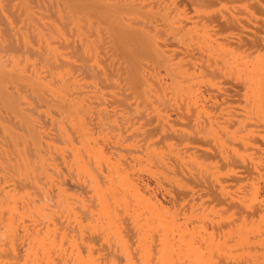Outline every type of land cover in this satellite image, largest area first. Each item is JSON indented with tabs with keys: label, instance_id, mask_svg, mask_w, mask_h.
Returning a JSON list of instances; mask_svg holds the SVG:
<instances>
[{
	"label": "bare ground",
	"instance_id": "1",
	"mask_svg": "<svg viewBox=\"0 0 264 264\" xmlns=\"http://www.w3.org/2000/svg\"><path fill=\"white\" fill-rule=\"evenodd\" d=\"M6 1V0H5ZM9 1H11V0H9ZM13 1V0H12ZM17 2H18V5L16 6V5H14V6H16V7H18V9L19 10H21L22 11V15L25 17V20L26 19H33V14H34V12L32 11L33 10V5L31 6V7H29L30 6V3H29V5L27 6V1H24V0H16ZM32 1V0H31ZM34 1V0H33ZM45 1V3L47 2V5H45V4H43L42 2H44ZM36 0V2L38 3V4H36L37 6H41V8H44L46 11L48 10V8H50V10H51V8H53V10H51V11H49L50 12V14H51V17H52V15H53V17L55 18V20H56V22L59 24V27H60V25L62 26L61 28L63 29V24H67L68 26L70 25V31L73 29H75V31H77L78 33H79V35H75V36H79V39H76V41L77 40H79V43L77 42V43H73V41L75 42V39L73 38L71 41H72V43H71V41H65L66 39H67V36H70V35H65L64 34V32H62V30L58 27V26H56L55 25V27H53L52 29H53V31L50 29V28H48V29H50V31L49 32H47V33H42V31H41V28H39V27H43L44 29H45V27H46V25H45V22H43V21H40V22H42L41 23V25L38 27L37 25V27L35 26V28L33 27V29L35 30L36 28H38V29H36V32H34V30L32 29L31 31L29 30V33L30 34H32V32H33V34L35 33V40H34V43H35V47H37V49H35L34 47V49H35V51H34V54L36 55V56H39V61L37 62L38 64H39V70L37 69H35V68H29L31 65H32V63H29L28 61H27V57L26 58H23V63L22 64H20L21 63V58L23 57H19V55H18V59H16V58H13L14 56H12L13 54H14V52H12L11 53V55H10V58H9V63H4L5 61H6V59H4L3 60V57L4 56H2V59L0 58V105H1V107L2 106H4V109L5 108H7V111H8V109L10 110L9 112L11 113V111H12V113L15 115V117L13 116L12 118L14 119V118H16V114H18L19 116H20V122L23 124V128H22V126H21V128L23 129V130H25L26 131V133H27V137H28V140L26 139V142H28V144H31L30 146L32 147V148H30L28 145H26V148L28 149V148H30L32 151V153L30 152V150L28 149L27 150V153L28 152H30L31 154H32V158H33V161H31L30 160V162H34L33 163V165L35 164L36 166H37V169H39V171L40 170H43L44 168L46 169V165H51L52 163V160L54 161L55 159H52L51 160V157H49V159L48 160H46V156H44V154H45V151H44V149H42L43 147L45 148V147H47V149H48V146L50 145L48 142H45V141H51V140H48L50 137H51V135H50V137H48L46 134H44V133H42L41 132V134L39 133L40 132V125H39V131H37L35 128H34V123H31V121H32V119L33 118H31L30 116H27V112H26V114H25V112H23L24 110H21L20 109V107L19 106H21V105H19V104H23V105H26V104H28V103H30V102H28V103H26V101L24 100V95H26V96H28V98H31L33 101L35 100H37V102L39 103V101H43L44 102V104H42V105H45V104H47L46 106L49 108V106H50V104H51V106H50V108L52 107L53 108V105L56 107L55 109H57L58 110V112H56L55 111V109H54V111L52 110V108H51V112L53 113V114H55V115H58L61 119H62V121L58 124V123H56V131H57V133L56 134H54V135H56V138H58V143H60V144H52V145H50V146H52L53 147V149L55 148V146L56 147H58V145H60V147H61V144H62V147L60 148L61 149V151H63V150H65V151H67L69 148L68 147H70V158H72V161H70V162H72V164L73 163H75V166L76 167H74L75 169H76V171L77 172H80L81 174H83L82 175V177H87V179H88V175H85V173H86V167L84 166V164H83V162H82V160H81V157H80V153H79V149H84L83 147L85 146V145H83V147L82 148H79L78 146H82L80 143H82L83 144V142H80L81 141V138L77 141V142H79V144H78V146H77V143L76 144H74L75 146H73V144L71 143V135H70V133L68 132V130L71 132V133H75V135L76 136H78L77 134L79 133V135H81L82 137H83V139L84 140H88V139H86V137L87 136H89L88 138H89V141H90V138H91V134L88 132V128L90 129V127H88V126H86L85 124H84V121L86 122V120L88 119V113L85 115L86 116V118L87 119H85L84 118V114H85V112H89L91 109L89 108V107H87L86 105H85V102H86V104H87V100H88V102H89V104H90V101H91V103L92 102H95L97 105H98V103H100L101 104V102L102 103H105V101H106V97L108 98V96H109V98H112L111 100H109L110 102L111 101H113V102H115V103H117L116 101H120V100H122V95H124V94H121L120 93V90H122L121 88H126V90L125 89H123L124 91H127V90H129V89H135L134 91L135 92H132L131 91V93H134V96L136 97V98H139L140 96H145L146 94L148 95L147 97H149V86H148V84H150V87H152L151 86V83H147L144 79H145V76L147 75V73H146V75H145V72L147 71L148 72V74H149V72H151V70H153L154 71V69L155 68H157V67H159L160 65L161 66H163V68H164V70L165 71H167L170 75V83L172 84V87L174 88V90L177 92V93H180V94H182L183 92L184 93H186V91L188 90L189 91V89H190V86H189V84L188 85H186V81L188 82V81H190L189 79V77H187V75L191 72L192 73V71H188L189 73H187V70L186 69H183L182 68V66L181 67H179V66H176L177 68L176 69H180V71H179V69L178 70H176L175 68H173V66H170V65H173V64H170L169 62V64L167 63L166 64V61H167V59H168V57H170V56H168L167 55V53H166V55H165V51H163L162 49H160L159 47H158V45H157V43L155 42V40L156 39H152L151 38V36L153 35V34H157V33H155V32H157L156 31V26H159V25H154V23H155V21H154V15L156 14L157 16H155V18L156 19H158V20H160V21H162V22H160V23H162L163 25H161L162 27L164 26V24H166V25H168L169 26V28H171V27H175V29L177 30L176 32H182V35H186V34H188V33H191L192 31V33H191V35H195L197 32H195V34H193L194 33V30H199V29H196L197 28V26H199V27H201L202 26V32H201V30H200V33H202V39L203 40H205L206 42L204 43H201V44H199L198 46H197V48H199V55L201 56V60H202V62H201V60L200 61H198V62H200L199 64H198V71H199V73L200 72H202L203 73V70H205V72L207 73H205V75H204V77H206V75H208V73L210 74V75H208V78H209V76H213V75H211V74H214V76L215 75H219V71H218V69H223V67L224 68H226L225 66H226V64L225 63H223V65L224 66H222V68H220V67H217L218 69H215V68H213L214 66H215V64L214 65H211V62H212V64H213V62L215 63V59H213L214 61H212V60H210V59H206V61H207V63H206V61L204 60V59H202V57L203 56H205L204 55V53H203V51H206L207 53H209V51H210V49H217V51L220 53V51L223 53L224 51H223V49L224 48H226V47H224V46H229L230 48H231V46L232 47H235L236 49H237V52H230L229 50V48L227 49V52L229 51V53H230V55L228 54V53H223V54H225V55H229V56H226V57H228V58H225V57H223L224 58V60L225 61H227V66H229V68H227L228 69V71H229V73L230 72H232V71H234V75L236 76V78H238L237 79V81L235 80V81H232V82H229L228 81V79L226 80L225 79V81H226V83L228 82L229 83V85H230V89H229V87H227L228 89V91L229 92H226L225 91V87L226 86H224V92H226V93H229L230 94V92L232 93L231 94V97H235V96H238V97H240L241 96V98L240 99H237L236 101H235V103L236 102H238V100L240 101V106H241V104H242V106L241 107H238V106H235V107H237L235 110L233 109H231V111H229L228 112V110L232 107L231 105V107L226 111V112H228V113H226V112H224V113H226L223 117H218L217 116V119L219 118V120L220 121H212L211 120V118H210V120H208L207 122H206V124H207V126L203 123L204 121H206L205 119H206V117L207 116H205V119L202 117V119H204V121H202V123H201V125H198L197 127H195L196 126V123L194 124L195 126H192V128H194V130L193 129H191V131L196 135L195 136V139L193 138V136L194 135H192V137H191V135H190V137H189V135H187V133H188V130H187V133H184V134H179V137L180 138H183V139H185V141H186V139H187V141H188V139L190 140V138H191V140H193L191 143H192V145H194L195 144V146H191V144H190V147H189V149H190V153L192 154H194V158L196 159L195 160V162H196V166H195V162H194V159L192 158V156H191V159L193 160V162L192 161H189L188 163L190 164V162H192V166L193 167H196L197 169H194L195 171L197 170V172H195L193 175L195 176L196 175V178H197V180L199 181V179H200V182H194V180H195V178H194V176L191 174V179L192 178H194V180H193V182L196 184V183H200L199 185L201 186L202 185V183H205V181L207 182L208 181V186H204L205 187V189H207V192L208 193H211V195H213L215 198H216V201L218 200V201H220V203H218V201H217V204H220L221 205V203L224 201H226L225 203H226V205H227V208L225 207L226 205H225V203H224V207H225V210H226V212H225V214L224 215H226V214H228L227 216H225V217H223L224 219L226 218V220H223L224 221V225H222V223H223V221H222V223H221V225H222V227L224 226V229H221L222 227H219V228H217V224H215V226L214 227H216L217 229H220L219 231L221 232V235H219L220 233L218 232H213V233H215V235H217V237H214L215 235L212 233V231L211 232H209V234H208V232H206L205 230H203L202 228H203V226H202V230H203V233H204V231H205V237H206V234H207V238L205 239V237L202 235V236H200V238L198 239V240H196L197 241V243H196V241H194V239H196L195 238V236H196V233H197V231H194L193 229H190V228H194V227H192V225L190 226V228L189 229H187L188 228V226L187 225H183L186 229H184V227H182V229L180 228V229H178V227L177 228H175L174 227V224L172 223V222H174L173 220H174V215H173V217H172V214H174V213H172V214H170V212H169V214L171 215V217H170V215H169V218L171 219V218H173V220L172 221H170V219H166L165 218V216H166V212L164 211V213H165V215H163L164 213L162 212V214H161V210H160V207L158 206V207H149L150 205H148V208H149V211H147V212H149V219H148V221H146V223H144V224H147V225H150V226H158V227H160L161 229H159L158 227V229H159V231H160V237H159V243H158V245H159V247H158V250H157V252L155 253L154 252V254H158V256H157V259H158V261H157V264H173L174 263V261H173V259L175 258L174 257V255L176 256V257H178V256H184L183 255V252L184 253H186L187 254V256H188V262H186L187 264H217L218 263V259H216V260H214V261H216V262H214L213 261V263L211 262L213 259H214V257H215V255L216 254H214V257H213V259H211L210 260V258L213 256V252L214 251H217V252H214V253H218V251H220V249L221 248H225V247H227V249H226V252L228 251V254L229 255H226V252H225V254H223L221 251H220V253H218V256H219V254H220V256L219 257H221V256H224V258H222L221 257V259H223V262H222V264L224 263V264H264V57H262L258 52L260 51V50H262V51H264V27H262V25L264 26V22H263V20H264V17L263 18H261V19H263L261 22H259V17H258V14L260 15V14H262L261 16H263L264 15V0H226V1H228L229 2V4L230 3H233V5L234 4H236V7H237V5L239 4V3H241V2H243V1H246V2H249V5L251 6L250 8L251 9H253V13H254V15H253V13H252V18L250 17L249 19H251L252 21H250V20H248V17L246 18L243 14H245V12L246 11H244V13L242 14L243 15V17H241V12H240V10H242L241 9V7H243L244 5V3H242V5L240 6V7H237V8H235V9H233L231 12H229V13H226V12H224V13H226L225 15L222 13L221 14V12H219V13H215V11L213 10V9H211V7L212 6H214V5H216L217 3H220L221 4V2L222 1H224V2H226L225 0H168L169 1V3H171L168 7H167V5L163 8V7H161L160 8V5H158L157 3V0H156V2H155V0H150V1H147V0ZM162 1L163 0H161V4H162ZM4 2V1H3ZM165 2H167V0L165 1ZM223 2V3H224ZM227 2V3H228ZM7 3V2H6ZM11 3V2H10ZM32 3V2H31ZM155 3V4H154ZM168 3V4H169ZM1 4V3H0ZM16 4V3H15ZM35 4V3H34ZM154 4V7L153 8H155V9H157V10H153V12L151 13V8H149L151 5H153ZM165 4H167V3H165ZM8 5V4H7ZM11 5V4H10ZM35 5V6H36ZM172 5V6H171ZM222 5V4H221ZM240 5V4H239ZM245 5H246V3H245ZM249 5H246V6H249ZM1 6H3V5H1ZM12 6V5H11ZM9 7V9H12V7ZM49 6V7H48ZM158 6H159V8H158ZM172 8H171V7ZM232 6V5H231ZM4 7V6H3ZM15 7V8H16ZM167 7V8H166ZM220 7V6H219ZM222 7V6H221ZM233 7V6H232ZM235 7V6H234ZM2 8V7H1ZM32 10H31V9ZM165 8H166V10L168 9V8H171V10H172V13L170 12L169 13V11H171V10H169L168 12L165 10ZM224 8V7H223ZM230 8V7H229ZM3 9H5V8H3ZM8 8H7V6H6V9L5 10H7ZM34 9L36 10V8L34 7ZM217 9V8H216ZM215 9V10H216ZM231 9V8H230ZM2 10V9H1ZM16 10V9H15ZM39 9L37 8V11H36V13H40L39 11H38ZM41 10V9H40ZM150 10V11H149ZM227 10V9H226ZM229 10V9H228ZM8 11V10H7ZM12 11H14V10H12ZM20 11V12H21ZM32 11V12H31ZM47 11V12H48ZM225 11V10H224ZM249 11V10H248ZM247 11V12H248ZM250 11V12H251ZM9 12V14H10V10L8 11ZM42 12V11H41ZM150 12V13H149ZM246 12V15L248 14ZM249 12V13H250ZM260 12V13H259ZM3 13H6V11L5 12H3ZM33 13V14H32ZM35 13V14H36ZM147 13H149L150 15H148V16H151L152 17V14H154L153 15V17H152V19H153V21H152V19H150L149 17H147ZM0 14H1V12H0ZM13 14H15V13H12V15ZM21 14L20 15H18L17 17H16V15H15V17L16 18H18V19H20V16H21ZM44 14V13H43ZM42 13H40V15H43ZM37 15V14H36ZM46 15V14H45ZM250 15V14H249ZM2 16V15H1ZM10 16H11V14H10ZM47 16H49V15H47ZM13 18H14V15L12 16ZM22 17V16H21ZM44 17V16H43ZM52 17V18H53ZM158 17V18H157ZM248 20V21H250V23L248 22V21H245V18ZM23 18V17H22ZM21 18V19H22ZM51 18V19H52ZM170 18V20H168ZM244 18V19H243ZM1 19V21H2V19L3 18H0ZM18 19H15L14 18V20H18ZM24 19V18H23ZM36 20H37V17L35 18ZM44 19V18H43ZM49 19V18H48ZM155 19V20H156ZM8 20V19H7ZM13 20V21H14ZM24 20V21H25ZM36 20H34L33 19V24H35V22H36ZM40 20V19H39ZM244 20V21H243ZM18 21H20V20H18ZM27 22H28V20H26ZM38 21V20H37ZM152 21V22H151ZM4 22L6 23V21H5V19H4ZM29 24H32V22L29 20ZM156 22H158L157 20H156ZM263 22V23H262ZM4 23V24H5ZM18 23V22H17ZM20 23V22H19ZM153 23V24H152ZM175 25H174V24ZM246 23V24H245ZM261 23V24H260ZM2 23L0 22V25H1ZM16 24V23H15ZM21 24H23V23H21ZM20 24V26L19 27H21V30H22V25ZM32 24V25H33ZM37 24V23H36ZM38 24H39V21H38ZM173 24V25H172ZM259 24L261 25L260 27H259ZM26 25V23L24 24V26ZM49 25V24H48ZM3 26V25H2ZM2 26H0V29L1 30H3V29H5V26H4V28L2 27ZM11 26V25H10ZM23 26V27H24ZM26 26H28V25H26ZM31 26V25H30ZM50 26V25H49ZM48 26V27H49ZM66 26V25H65ZM64 26V31H68V29H69V27L67 26V28L68 29H66L65 30V27ZM168 26H164L163 28H165V27H168ZM171 26V27H170ZM2 27V28H1ZM7 27V26H6ZM7 28H9V27H7ZM6 28V29H7ZM26 28V27H25ZM28 28V27H27ZM30 28V27H29ZM42 28V29H43ZM158 28V27H157ZM161 28V27H160ZM168 28V29H169ZM11 31H13V29H12V27L11 28H9ZM8 29V30H9ZM166 29V28H165ZM164 29V30H165ZM168 29H167V31H168ZM172 29V28H171ZM170 29V30H171ZM6 31L7 32V34L8 33H10V31ZM28 30V29H27ZM161 30V29H160ZM160 30H158L159 31V33H160ZM15 31V30H14ZM16 31H18V29L16 30ZM20 31V30H19ZM150 31H153V34L150 32ZM162 31H163V29H162ZM161 31V32H162ZM167 31L165 30V32L167 33ZM173 31H174V29H173ZM191 31V32H190ZM2 32H4V30L2 31ZM22 32H24L23 30H22ZM27 32V31H26ZM44 32V31H43ZM76 32V33H77ZM150 32V33H149ZM172 32V31H171ZM175 32V31H174ZM178 32V33H179ZM67 34H68V32H66ZM73 33H75L74 31H73ZM73 33L71 34V36H70V39H71V37H73L74 35H73ZM75 33V34H76ZM151 35H149V34ZM166 33H163V34H166ZM173 33V32H172ZM183 33H185V34H183ZM13 34V33H12ZM16 34V33H15ZM15 34H14V36H15ZM19 33L17 32V35H18ZM33 34L32 35H29L28 37H30V36H33ZM44 34H47L48 36H46L45 37V35ZM169 34V33H168ZM167 34V35H168ZM199 34V33H198ZM3 35H5V33H3ZM16 35V36H17ZM22 35V33L20 34V37H22L21 39H22V41H20V42H18V43H20L21 45H17L18 46V49H16V51H17V53H18V50L22 47V48H25V46L28 48L29 46L28 45H30V43L28 44V42H29V39L28 40H26V39H24V36H21ZM73 35V36H72ZM171 35V34H170ZM179 35H181V33L179 34ZM181 35V37H183ZM197 35V34H196ZM6 36H8V35H6ZM9 36H12L11 34H9ZM8 36V37H9ZM13 36V37H14ZM26 36H27V33H26ZM156 36V35H155ZM166 36V35H165ZM187 36V35H186ZM12 37V38H13ZM20 37H18V38H20ZM34 37V36H33ZM161 37V36H160ZM173 37V36H172ZM180 37V38H181ZM194 37V36H193ZM192 37V38H193ZM197 37H198V35H197ZM7 37H5V39H6ZM17 38V37H16ZM32 38V37H31ZM69 38V37H68ZM185 38H188V36L187 37H185ZM196 38V37H195ZM200 38V37H199ZM1 39H2V36H1ZM0 39V40H1ZM3 39H4V37H3ZM8 40H11V37H10V39L9 38H7ZM6 39V40H7ZM21 39H19V40H21ZM33 39V38H32ZM70 39H67V40H70ZM162 39V38H161ZM164 39H165V37H164ZM177 39H178V37H177ZM183 39V38H182ZM7 40V42H8V45H10V41H8ZM14 40V39H13ZM16 40V42H17V39H15ZM15 40L13 41L14 43H15ZM64 40V41H63ZM163 40V39H162ZM174 40V39H173ZM3 41V40H2ZM31 41V40H30ZM195 41V40H194ZM193 41V42H194ZM199 41H200V39H199ZM173 42V41H172ZM178 42V41H177ZM177 42H176V44H177ZM180 42V41H179ZM196 42L198 43V39L196 38ZM201 42V41H200ZM3 43H5V41L3 42ZM12 43V42H11ZM12 44L13 46L15 45V44H17V43H15V44ZM32 43H33V41H32ZM160 43H162V42H160ZM185 43H187V42H185ZM197 43L194 45V46H196L197 45ZM187 44H189V43H187ZM202 44H204V45H202ZM0 45H1V43H0ZM62 45H66V46H68L69 48H71V49H69L68 51L67 50H64V51H67V52H63L62 54H63V56H62V54H61V52H59V50H58V48L59 47H62ZM161 45V44H160ZM173 45V44H172ZM171 45V46H172ZM5 46V45H4ZM6 46H7V43H6ZM16 46V45H15ZM14 46V48H16ZM31 46H32V44H31ZM34 46V45H33ZM163 46V45H162ZM166 46V45H165ZM170 46V45H169ZM171 46H170V48H171ZM175 46V45H174ZM193 46V45H192ZM212 46V47H211ZM219 46V47H218ZM0 47H3V44H2V46H0ZM9 47V46H8ZM179 47H181V46H179ZM184 47V46H183ZM219 49H218V48ZM222 47H224V48H222ZM5 48V47H4ZM11 48V46L9 47V49ZM21 48V49H22ZM27 48H26V51L24 50V52H25V54H26V52L28 53L29 51L28 50H31V48L30 49H28L27 50ZM38 48H41V51H39L38 50ZM64 48H66V47H64ZM162 48V47H161ZM182 48V47H181ZM197 48H195V50H192L191 48H189V49H191L193 52L194 51H196V49ZM7 47H6V51H7ZM8 49V51H15L13 48H11V50H9ZM68 49V48H67ZM104 49V50H103ZM173 49V48H172ZM232 49V48H231ZM2 50H4L3 48H2ZM2 50H1V48H0V51L2 52ZM23 50V49H22ZM166 50V49H165ZM168 50V49H167ZM171 50V49H170ZM175 50V49H174ZM178 50V49H177ZM184 50V49H183ZM188 50V49H187ZM190 50V51H191ZM220 50V51H219ZM6 51H4V53L6 52ZM32 51V50H31ZM61 51V50H60ZM231 51H233V49L231 50ZM262 51H261V53H262ZM20 53H22V51L20 50L19 51ZM36 52V53H35ZM170 52H172V51H170ZM187 53H188V51H186ZM213 53H214V51H212ZM212 52H210V54H208V56H209V58H213L214 56H212ZM218 52H217V56H218ZM9 53V52H8ZM7 52H6V55L8 54ZM16 53V52H15ZM103 54V55H105L103 58H102V56L100 55V54ZM182 53V52H181ZM180 53V54H181ZM191 53V52H190ZM264 53V52H263ZM33 54V55H34ZM171 54V53H170ZM177 54V53H176ZM180 54H177V55H180ZM16 55V54H15ZM23 55V54H22ZM28 55V54H27ZM177 55H176V57H177ZM182 55H183V53H182ZM185 55V54H184ZM191 55H193V54H191ZM214 55H216V54H214ZM221 54H219V56H220ZM258 55H260V56H258ZM166 56H168V57H166ZM194 56V55H193ZM207 56V55H206ZM1 57V56H0ZM17 57V56H16ZM30 57V53H29V56H28V58ZM185 57H190V56H184V58ZM19 58H20V61H19ZM30 58H32V57H30ZM29 58V59H30ZM72 58V59H71ZM172 58V57H171ZM195 58H197V57H195ZM207 58V57H206ZM223 58L221 59L220 58V60H223ZM36 59H37V57H36ZM57 59L60 61L59 63H61L62 65H60V64H58L57 62ZM176 59V58H175ZM180 59H182V58H180ZM179 59V60H180ZM185 59H187V58H185ZM184 59V60H185ZM191 59V58H190ZM190 59H187V60H190ZM35 59H33V61H34ZM187 60H185V63H186V61ZM196 60V59H195ZM219 60V62H216V63H220L221 64V62L222 61H220ZM36 61V60H35ZM193 60H191V61H189V62H192ZM211 61V62H210ZM217 61H218V57H217ZM8 62V61H7ZM20 62V63H19ZM26 62H28V63H26ZM78 62V63H77ZM188 62V64H190ZM197 62V61H196ZM36 63V64H37ZM104 63H105V66H104ZM172 63V62H171ZM175 63V62H174ZM184 63V65L186 66V65H188V64H185ZM19 64L21 65V67L19 66ZM30 64V66L28 67V65ZM34 64H35V62H34ZM37 64V65H38ZM56 64H58L60 67H56L57 65ZM160 64V65H159ZM176 64V63H175ZM194 64H196L195 62H194ZM193 63H192V65H193V67L195 66ZM56 65V66H55ZM159 65V66H158ZM177 65H181V64H178L177 63ZM192 65L190 66V67H192ZM222 65V64H221ZM62 66V67H61ZM106 66H107V68H106ZM160 66V67H161ZM32 67H34V65L32 66ZM109 67H111V68H109ZM188 66H186V68H187ZM189 67V68H190ZM193 67L192 68H190V70H192L193 69ZM27 68H29V69H27ZM113 68V69H112ZM189 68H188V70H189ZM196 68V67H195ZM158 69H162V68H158ZM176 71H175V70ZM227 69H226V71H227ZM75 70H79V72H72V71H75ZM107 70H110L108 73H107ZM150 70V71H149ZM157 70V69H156ZM155 70V71H156ZM163 70V69H162ZM174 70V71H173ZM195 70V69H194ZM215 70H217L216 72H215ZM223 71V70H222ZM224 72H225V70L223 71V73H222V77H223V75H224ZM153 73V72H152ZM166 73V72H165ZM164 73V74H165ZM184 73V74H183ZM186 73V74H185ZM190 73V74H191ZM195 73V72H194ZM227 73V72H226ZM225 73V75L226 76H228L227 74ZM151 74V73H150ZM201 74V73H200ZM231 75H233L232 73H230ZM153 75H154V73H153ZM166 75V74H165ZM217 75V76H218ZM224 75V78L226 77ZM150 76V78H151V76H152V74L151 75H149ZM155 76V75H154ZM153 76V77H154ZM168 76V75H167ZM184 76V77H183ZM189 76V75H188ZM191 76V75H190ZM200 76H202L203 77V75H200ZM199 76V77H200ZM213 76V80H214V77ZM216 76V79L218 80V77ZM230 76V75H229ZM194 77H195V75H194ZM198 77V78H199ZM203 77V79L204 80H207V79H205ZM232 76H230V78H231ZM150 78H148L149 80H151ZM164 78V77H163ZM223 78V79H224ZM229 78V77H228ZM230 78H229V80H230ZM232 78H234V77H232ZM146 79H147V77H146ZM165 79V78H164ZM192 80H193V78H191ZM200 79H202V78H200ZM216 79H215V81H216ZM220 79H222L221 77H220ZM235 79V78H234ZM85 81V82H81V81ZM198 80V79H197ZM197 80H196V82H197ZM208 80H210V79H208ZM212 80V81H213ZM153 81V80H152ZM155 81V80H154ZM166 81V80H165ZM193 81H195V79L193 80ZM211 81V80H210ZM222 81V80H221ZM231 81V80H230ZM147 84H146V83ZM149 82V81H148ZM156 83H157V81H155ZM199 82V81H198ZM201 82H203V80L202 81H200V83ZM191 83V82H190ZM199 83V84H200ZM204 83V82H203ZM206 83V82H205ZM214 83V82H213ZM225 83V82H224ZM228 83H227V86H228ZM158 84V83H157ZM193 84H194V82H193ZM211 84V83H210ZM217 84H219V82L217 83L216 82V84H215V87H216V85ZM223 83H220V85H222ZM160 85V84H159ZM159 85H157V86H159ZM203 85H205V84H203ZM214 84H212L211 86H213ZM164 86V85H163ZM197 86V85H196ZM200 86H201V84H200ZM208 86V85H207ZM219 86V85H218ZM223 86V85H222ZM160 87V86H159ZM158 87V88H159ZM170 87V86H169ZM202 87H205V86H202ZM111 88H113L112 89V93L111 92H109L110 90H111ZM155 88V87H154ZM163 88H165V87H163ZM195 88V87H194ZM200 88V87H199ZM211 88H213V91L214 90H216V92H218V90H220L221 89V87H220V89H219V87H218V89H215L214 87H211ZM197 89H198V86H197ZM202 90H200V92L201 91H203V88H201ZM210 88H208L206 91H212V90H209ZM106 90H109V91H106ZM153 90V89H152ZM163 90V89H162ZM173 90V91H174ZM199 90V89H198ZM197 90V91H198ZM222 90V89H221ZM159 91V90H158ZM169 91V90H168ZM174 91V92H175ZM195 91V90H194ZM205 91V90H204ZM206 91H205V93H206ZM222 91V92H223ZM152 92V91H151ZM154 92H156V91H154ZM164 92V91H163ZM165 92H166V90H165ZM190 92V91H189ZM191 92H192V90H191ZM215 92V93H216ZM21 93H23V94H21ZM43 93H45L44 95H43ZM131 93H127V94H131ZM161 93H162V91H161ZM193 93V92H192ZM202 93V92H201ZM201 93H199L200 95H201ZM210 93V92H209ZM171 94V93H170ZM219 94H220V96L221 95H225V93L224 94H222V93H220V91H219ZM46 95V96H45ZM131 95H133V94H131ZM153 95V94H152ZM163 95H164V93H163ZM183 95V94H182ZM189 97L191 96V94L189 95V94H187ZM197 95V94H196ZM204 95H206V94H204ZM203 95V96H204ZM210 95V94H209ZM214 95H218V94H214ZM213 94H212V96H214ZM227 95V94H226ZM156 96V95H155ZM172 96V98H173V95H171ZM178 96V95H177ZM194 96H195V94H194ZM194 96H192V97H194ZM203 96H200V97H203ZM211 96V95H210ZM230 96V95H229ZM124 97V96H123ZM128 97V96H127ZM127 97L126 98H124L125 100L127 99ZM134 97V98H135ZM147 97H146V99H147ZM152 97H154V96H152ZM184 97V96H183ZM199 97V98H200ZM206 97V96H205ZM204 97V98H205ZM216 97V96H215ZM218 98H219V96H217ZM129 98V97H128ZM132 97H130V99H131ZM180 98V97H179ZM178 98V99H179ZM195 98H197V100H198V96L196 97L195 96ZM195 98H194V100H195ZM209 97H207V99H208ZM220 98H222V96L220 97ZM225 98H227V96H225ZM236 98V97H235ZM235 98L232 100V101H234L235 100ZM141 99V98H140ZM144 99V98H143ZM145 99V100H146ZM158 99V98H157ZM167 99V98H166ZM177 99V100H178ZM201 99V98H200ZM207 99H206V101H207ZM215 99H217V98H215ZM215 99H213V100H215ZM229 99H230V97H229ZM28 100V99H27ZM32 100H31V102H32ZM90 100V101H89ZM145 100H143V101H145ZM148 100V99H147ZM146 100V101H147ZM162 100H165L164 98L162 99ZM172 100V99H171ZM191 100V99H190ZM193 100V99H192ZM203 100V99H202ZM210 100H212V98L211 99H209V102L211 103V101ZM219 100V99H218ZM34 101V105H36L35 107H36V109H34L33 110V112L34 111H36L37 110V107H39V106H37V104H35V103H37V102H35ZM124 101V100H123ZM141 101H142V99H141ZM152 101H155V100H152ZM196 101V100H195ZM226 101H227V99H226ZM225 101V103H227L228 101L231 103V101L230 100H228L227 102ZM136 102V101H135ZM150 102V101H149ZM149 102H147V103H149ZM159 101H157V103H158ZM167 102V101H166ZM185 102V101H184ZM197 102V101H196ZM201 103H203V101H200ZM199 102V103H200ZM208 102V103H209ZM220 102V101H219ZM228 102V103H229ZM24 103H26V104H24ZM41 103V102H40ZM114 103V104H115ZM123 103H126V101H124ZM122 102H120V104H123ZM142 103V102H141ZM163 103H165V102H163ZM162 103V104H163ZM177 103V102H176ZM200 103V104H201ZM207 103V102H206ZM233 103V102H232ZM234 103V104H235ZM48 104H49V106H48ZM108 104V103H107ZM127 104V103H126ZM133 104V103H132ZM144 104V103H143ZM142 104V105H143ZM156 104V103H155ZM159 104V103H158ZM169 104H170V101H169ZM169 104H164V105H168L169 106ZM215 104V103H214ZM216 104H217V102H216ZM220 104V103H219ZM221 104H224V100H223V103H221ZM220 104V105H221ZM30 105V104H29ZM39 105V104H38ZM84 105L86 106V108L89 110H87L86 108H85V112L83 111L84 109ZM95 105V104H94ZM96 105V106H97ZM112 105V104H111ZM110 105V106H111ZM134 105V104H133ZM184 105V104H183ZM210 105H212V104H210ZM227 105V104H226ZM45 106V108H47ZM91 106H92V104H91ZM115 106V105H114ZM117 106H118V104H117ZM116 106V107H117ZM123 106V105H122ZM126 106H128V104L126 105ZM125 106V107H126ZM203 108H204V110H203V108H202V110H201V108L199 109V110H201L202 112H204V111H206V109H205V107L203 106V105H201ZM200 106V107H201ZM206 106V105H205ZM209 106V105H208ZM206 107V108H209V107ZM219 106V105H218ZM229 106V105H228ZM228 106H227V108H228ZM234 106V105H233ZM0 107V108H1ZM26 107V106H25ZM24 106L22 107V108H25ZM35 107H33V108H35ZM42 107V106H41ZM41 107H40V109H41ZM83 107V108H82ZM99 107V106H98ZM120 106H118V108H119ZM124 107V106H123ZM129 108H131L130 106H128ZM154 107V106H153ZM163 107V106H162ZM173 107V106H172ZM197 107V106H196ZM222 107V106H221ZM27 108L29 109V106H27ZM43 108V107H42ZM45 108H43V109H45ZM128 108V109H129ZM155 108V107H154ZM171 108V107H170ZM216 108H218V107H216ZM234 108V107H233ZM39 109V108H38ZM94 109H95V107H94ZM107 109V108H106ZM115 109V108H114ZM122 109V108H121ZM125 109V108H124ZM139 109V108H138ZM165 109H166V107H165ZM191 109V108H190ZM195 109V108H194ZM215 109V108H214ZM3 110V109H2ZM42 110V109H41ZM40 110V111H41ZM130 110V109H129ZM132 110H134V108L133 109H131V112H132ZM136 110V109H135ZM164 110V109H163ZM182 110H183V108H182ZM193 110V109H192ZM208 110V109H207ZM226 110V109H225ZM4 111V110H3ZM6 111V110H5ZM43 111V110H42ZM45 111V110H44ZM43 111V112H44ZM49 111V109L47 110L46 109V111L45 112H48ZM95 111V110H94ZM117 111H120V110H118L117 109ZM176 112V110H173V112ZM180 111V110H179ZM196 111H197V109H196ZM9 112H8V114H9ZM29 112H31L30 110H29ZM38 112V111H37ZM91 112V111H90ZM103 112V111H102ZM108 112H110V111H108ZM115 112V111H114ZM113 112V113H114ZM122 112V111H121ZM144 111H142V113H143ZM159 112H160V110H159ZM163 112V111H162ZM220 112H222V110H220L219 111V113ZM6 113V112H5ZM11 113V114H12ZM32 113V112H31ZM42 113V112H41ZM40 113V114H41ZM50 113V112H49ZM100 113V112H99ZM118 113V112H117ZM126 113H128V112H126ZM133 113H135V112H133ZM139 113H141V112H139ZM153 113V112H152ZM188 113V112H187ZM192 113V112H191ZM205 113H208V112H204V114ZM216 113V112H215ZM11 114H10V116H11ZM30 114V113H29ZM38 113H36V115H37ZM94 114H95V112H94ZM144 114H146L145 112H144ZM150 114V113H149ZM163 114V113H162ZM173 114V113H172ZM213 114V113H212ZM33 115V114H32ZM34 115H35V113H34ZM43 115V114H42ZM46 115H48V114H46ZM51 115V114H50ZM98 116H100L101 114H97ZM107 115V113L105 114V116ZM111 115V114H110ZM117 115H119V114H117ZM167 115V114H166ZM183 115H187V114H183ZM196 115L197 114H195V117H196ZM215 115V114H214ZM221 115V114H220ZM0 116H1V114H0ZM39 116H41V115H39ZM38 116V117H39ZM49 116V115H48ZM52 116V115H51ZM103 116H104V114H103ZM115 116V115H114ZM136 116V115H135ZM150 116H151V114H150ZM181 116V115H180ZM209 116V115H208ZM211 116V115H210ZM6 117H8V116H6ZM30 117V118H29ZM43 117H45V118H47L46 116H43ZM90 117H91V115H90ZM124 117H125V115H124ZM139 117V116H138ZM161 117V116H160ZM199 117V116H198ZM215 117H216V115H215ZM1 120H0V122L3 120V115L1 116ZM34 118H36L35 116H34ZM41 118V117H40ZM44 118V119H45ZM52 118H53V116H52ZM52 118L51 117H49V120H52ZM55 118V117H54ZM59 118V119H60ZM100 118V117H99ZM109 118V117H108ZM111 118V117H110ZM119 118V117H118ZM142 118H144V117H142ZM151 118V117H150ZM180 118V117H179ZM182 118V117H181ZM208 118V117H207ZM214 118V117H213ZM222 118V119H221ZM7 118H4V120L5 121H8L9 119H7ZM13 119H12V122H13ZM18 119V118H17ZM30 119H31V121H30ZM37 119V118H36ZM36 119H34V120H36ZM39 119V118H38ZM42 119V118H41ZM43 119V120H44ZM58 119V120H59ZM60 119V120H61ZM90 119V118H89ZM95 119H98V117L97 118H95ZM95 119H93V120H95ZM120 119V118H119ZM130 119H132V117L130 118ZM129 119V120H130ZM134 119V118H133ZM146 119H147V117H146ZM155 119V118H154ZM215 119V118H214ZM11 120V119H10ZM10 120H9V122H10ZM16 120V119H15ZM34 120L32 121V122H34ZM122 120H124V119H122ZM121 120V121H122ZM128 120V121H129ZM171 120V119H170ZM174 120V119H173ZM177 120V119H176ZM182 120V119H181ZM5 121H3V123H2V125H4V127H6V123H5ZM17 121V126L16 125H14V123L12 124L13 125V127L15 126L16 128L18 127V123H19V120H16ZM55 121V120H54ZM91 121V120H90ZM120 121V122H121ZM126 121V120H125ZM132 121H134V120H132ZM140 121V120H139ZM151 121H153V120H151ZM151 121H150V123H151ZM8 122V123H9ZM11 122V123H12ZM45 122V121H44ZM44 122H43V124H44ZM48 122V121H47ZM47 122H45V123H47ZM119 122V123H120ZM124 122V121H123ZM123 122H121V123H123ZM137 122V121H136ZM143 122V121H142ZM157 122V121H156ZM155 122V123H156ZM160 122V121H159ZM158 122V123H159ZM198 122H200V120L198 121ZM16 123V122H15ZM37 123H38V121H37ZM40 123V122H39ZM51 123H52V121H51ZM51 123H47V125H50ZM87 123V122H86ZM106 123H108V122H106ZM113 123V122H112ZM126 123V122H125ZM148 124H149V122H147ZM146 123V124H147ZM154 123V122H153ZM152 123V124H153ZM154 123V124H155ZM181 123V122H180ZM193 123V122H192ZM10 124V123H9ZM8 124V125H9ZM20 124V123H19ZM53 124V123H52ZM97 124V123H96ZM103 123H101V125H102ZM128 124V123H127ZM176 124V123H175ZM7 125V128H9V130H7V131H10V128H12L11 130L13 131V132H15L16 131V128H15V131L13 130V127H10V125L8 126ZM21 125V124H20ZM92 125H93V123H92ZM100 125V126H101ZM143 125V124H142ZM151 125V124H150ZM44 126H45V124H44ZM85 126L87 127V129L85 128ZM94 127H97L96 125H93ZM99 126V125H98ZM100 126H99V128H100ZM103 126V125H102ZM115 126H117V125H115ZM132 126V125H131ZM135 126V125H134ZM137 126H138V124H137ZM140 126V125H139ZM2 127V126H1ZM0 127V128H1ZM4 127H2V131H3V128ZM46 127V126H45ZM53 127V126H52ZM107 127V126H106ZM130 127V126H129ZM158 128H159V126H157ZM156 127V128H157ZM207 127V128H206ZM7 128H4V129H7ZM20 128V127H19ZM19 128H17V129H19ZM43 128V127H42ZM74 128L75 130H72V129ZM103 129H105V130H107L106 128H104V127H102ZM108 128H110V126L108 127ZM112 128H113V126H112ZM125 128V127H124ZM127 128H128V126H127ZM131 128V127H130ZM135 128V127H134ZM141 128V127H140ZM154 128V127H153ZM160 128H162V127H160ZM160 128H159V130H160ZM21 129V130H22ZM50 129V128H49ZM92 129V128H91ZM96 129V128H95ZM117 129V128H116ZM20 130V129H19ZM42 130H44V129H42ZM93 130V129H92ZM98 130V129H97ZM100 130V129H99ZM111 130V129H110ZM137 130V129H136ZM148 130V129H147ZM183 130V129H182ZM1 131V130H0ZM1 131V132H2ZM4 131H6V130H4ZM18 131V130H17ZM16 131V132H17ZM45 131V130H44ZM51 131H53V130H49V134H51L52 132ZM55 131V130H54ZM94 131V130H93ZM92 131V132H93ZM127 131V130H126ZM169 131H170V129H169ZM172 131V130H171ZM190 131V132H191ZM15 132V133H16ZM134 132H135V130H134ZM137 132V131H136ZM189 132V133H190ZM4 133V132H3ZM7 133V132H6ZM12 133V132H11ZM10 133V134H11ZM18 133H19V131H18ZM25 132H22V136H24L23 134H26ZM100 133H101V131H100ZM116 133V132H115ZM118 133V132H117ZM120 133V132H119ZM138 133H139V130H138ZM10 134H8V135H10ZM53 134H52V136H53ZM93 134V133H92ZM98 134V133H97ZM143 134V133H142ZM147 134V133H146ZM151 134V133H150ZM155 134V133H154ZM154 134H151V138L154 136ZM177 134V133H176ZM190 134H192V133H190ZM1 136H2V133L0 134ZM4 135V134H3ZM6 135V134H5ZM12 135V134H11ZM17 135H19V134H17ZM74 135V136H75ZM153 135V136H152ZM181 135V136H180ZM7 136V135H6ZM13 136H16V135H14V133H13ZM20 136V138H21V134L19 135ZM99 136V139H101L100 138V134L98 135ZM117 136H119V135H117ZM116 136V137H117ZM126 136V135H125ZM132 136V135H131ZM137 136H139V135H137ZM156 136V135H155ZM3 137V136H2ZM7 137H9V136H7ZM6 137V138H7ZM80 137V136H79ZM135 137V136H134ZM150 137V136H149ZM13 138V137H12ZM23 138V137H22ZM25 138H26V135H25ZM53 138V137H52ZM94 138V137H93ZM96 138V137H95ZM113 138V137H112ZM115 138V137H114ZM122 138V137H121ZM140 138V137H139ZM142 138V137H141ZM147 138V137H146ZM4 139V138H3ZM8 139V138H7ZM11 138H9L8 140H10ZM13 139H15V142H16V139L17 138H13ZM47 139V140H46ZM97 139V138H96ZM95 139V140H96ZM119 139V138H118ZM143 139V138H142ZM141 139V140H142ZM148 139V138H147ZM164 139V138H163ZM2 139H0V141H1ZM18 140V139H17ZM20 140V139H19ZM24 140V139H23ZM23 140H20V142L21 141H23ZM45 140V141H44ZM53 140H55V138L53 139ZM76 140V138L74 139V141ZM117 140V139H116ZM135 140V139H134ZM140 140V139H139ZM140 140V141H141ZM144 140V139H143ZM149 140H151V139H149ZM165 140V139H164ZM190 140V141H191ZM11 141H13L12 139H11ZM73 141V142H74ZM91 141H93V140H91ZM105 141V140H104ZM109 141V140H108ZM115 141V140H114ZM118 141V140H117ZM129 141V140H128ZM139 141V142H140ZM154 141V140H153ZM163 141V140H162ZM176 141V140H175ZM2 142V141H1ZM0 142V143H1ZM18 142V141H17ZM19 142V143H20ZM53 142V141H52ZM57 142V141H56ZM86 142H88V141H86ZM138 142V143H139ZM142 142V141H141ZM146 142V141H145ZM160 142V141H159ZM183 141H180V143H182ZM9 143H10V141H9ZM12 143H14V142H12ZM18 143V144H19ZM21 143H23V142H21ZM20 143V144H21ZM85 143V142H84ZM95 143V142H94ZM100 143V142H99ZM109 143H110V141H109ZM131 143V142H130ZM137 143V142H136ZM137 143V144H138ZM154 143V142H153ZM158 143V142H157ZM163 143V142H162ZM161 143V144H162ZM165 143V142H164ZM163 143V144H164ZM186 143V142H185ZM2 144H4V143H2ZM5 144H7V141H6V143ZM4 144V146H8V145H5ZM11 144V143H10ZM9 144V145H10ZM15 144V143H14ZM24 144H26V143H24ZM124 144V143H123ZM125 144H127L126 142H125ZM124 144V145H125ZM136 144V145H137ZM144 144V143H143ZM167 146H168V144H167V142L165 143ZM175 144V143H174ZM173 144V145H174ZM16 145V144H15ZM14 145V146H15ZM42 145H45V146H43L42 147ZM55 145V146H54ZM69 145V146H68ZM97 145V144H96ZM110 145V144H109ZM156 146H157V144H155ZM159 145H160V143H159ZM176 145V144H175ZM181 145V144H180ZM11 146V145H10ZM21 146V145H20ZM28 146V147H27ZM87 146V145H86ZM88 146H89V144H88ZM93 146H94V144H93ZM104 146V145H103ZM146 146V145H145ZM186 146H188V144L186 145ZM18 147V146H17ZM23 147V146H22ZM22 147H21V151L22 150H25V148H23L22 149ZM77 147L79 148V149H77ZM96 147V146H95ZM100 147V146H99ZM171 147V146H170ZM169 147V148H170ZM176 147H178V145H176ZM13 148V147H12ZM15 148H16V146H15ZM14 148V149H15ZM68 148V149H67ZM97 148V147H96ZM101 148H103V147H101ZM129 148H131V147H129ZM152 148V147H151ZM172 148V147H171ZM175 148V147H174ZM179 148V147H178ZM184 148V147H183ZM0 149H2V148H0ZM6 149V148H5ZM46 149V148H45ZM53 149L51 148V152L53 151ZM87 149V148H86ZM86 149H84V150H86ZM110 149V148H109ZM112 149V148H111ZM126 149V148H125ZM165 149V148H164ZM185 149V148H184ZM187 149V148H186ZM3 150H4V148H3ZM2 150V151H3ZM17 152H18V150L17 149H15ZM58 150V149H57ZM90 152H91V155L93 154V155H97V156H95L94 158H96V157H98L99 158V156H100V154H103L101 151L100 152H98L99 151V149H97V151L94 149V148H92L91 146H90ZM102 150V149H101ZM120 149H118V151H119ZM127 150V149H126ZM126 150H124L123 149V151H126ZM132 151V149H128V151ZM147 151L148 150H150L149 148H147L146 149ZM157 150V149H156ZM159 150V149H158ZM5 151V150H4ZM6 151H8L7 149H6ZM12 151V150H11ZM47 152L49 151V150H46ZM89 151V150H88ZM88 151H85V152H87L88 153ZM170 151H171V149H170ZM183 151V150H182ZM9 153H11L10 151H8ZM7 152V153H8ZM13 153H14V151H12ZM68 152V151H67ZM84 152V151H83ZM90 152H89V154H90ZM100 153L99 155H98V153ZM119 152H121V150L119 151ZM118 152V153H119ZM127 152V151H126ZM125 152V153H126ZM133 152H134V150H133ZM139 152H140V150H139ZM155 152V151H154ZM174 152V151H173ZM172 152V153H173ZM180 152V151H179ZM178 152V153H179ZM188 152H189V150H188ZM188 152H187V150H186V155L188 154ZM16 153V152H15ZM14 153V154H15ZM19 153V152H18ZM25 153V152H24ZM23 152H22V154H24ZM30 153L28 154L29 156H31L30 155ZM48 153H50V152H48ZM53 153V156H54V152H52ZM56 153V152H55ZM110 153V152H109ZM131 153V152H130ZM136 153V152H135ZM177 153V152H176ZM6 154V153H5ZM82 154V153H81ZM88 154V155H89ZM116 154V153H115ZM143 154V153H142ZM147 154V153H146ZM145 154V155H146ZM164 154H165V152H164ZM173 154H175V153H173ZM3 155H4V153H3ZM2 155V156H3ZM45 155H47V153L45 154ZM51 155V154H50ZM65 155V154H64ZM63 154H61V158H63V156H64ZM105 155V154H104ZM103 155V156H104ZM109 155V154H108ZM107 155V156H108ZM130 155V154H129ZM148 155V154H147ZM146 155V156H147ZM185 155V156H186ZM8 156H10V154L8 155ZM52 156V157H53ZM84 156H85V154H84ZM106 156V157H107ZM111 156V155H110ZM117 156V155H116ZM124 156V155H123ZM176 156L177 157H179L177 154H176ZM176 156H174V157H176ZM182 156V155H181ZM180 156V157H181ZM183 156H184V154H183ZM184 156V157H185ZM16 157V156H15ZM18 157H19V154H18ZM17 157V158H18ZM25 157H26V154H25ZM48 157V156H47ZM55 157H57L56 156V154H55ZM55 157H53V158H55ZM60 157V155L57 157V158H59ZM86 157V156H85ZM84 157V158H85ZM90 157V156H89ZM106 157H105V159H106ZM174 157H172V158H174ZM179 157V158H180ZM183 157V158H184ZM187 157V156H186ZM190 157V156H189ZM1 158H3V157H1L0 156V159ZM10 158V157H9ZM24 158V157H23ZM31 158V157H30ZM31 158V159H32ZM84 158H83V160H84ZM88 158V157H87ZM86 158V159H87ZM93 157H92V159H94ZM109 158V157H108ZM116 158V157H115ZM119 158V157H118ZM118 158H116L117 159V161H118ZM139 158V157H138ZM4 159H6V157L4 158ZM12 160H13V157L11 158ZM27 159L29 160V158L27 157L26 158V161L24 160V159H22L21 158V156H20V158H19V163H20V167L22 168V174L23 173H25V172H27V168H29V170H28V172L30 171V165L28 164V162L29 161H27ZM60 159V158H59ZM86 159H85V161H86ZM90 159H91V157H90ZM97 159V158H96ZM96 159H94V160H91V163H92V161L94 162ZM104 159V160H105ZM113 159V158H112ZM115 159V160H116ZM120 159V158H119ZM134 159V158H133ZM149 159L150 158H148V162H149ZM187 159H189L190 160V158H188L187 157ZM187 159L185 158V160H186V163H187ZM45 160L48 162L49 160H51V162H48V163H46L45 162ZM58 160V159H57ZM98 160V162H99V159H97ZM101 160L103 161V157L101 156ZM124 160V159H123ZM130 160V159H129ZM152 159H150V161H151ZM183 160V159H182ZM182 160H181V162H182ZM6 160H4V162H5ZM11 161V160H10ZM13 161H15V160H13ZM65 161H67V160H65ZM90 161V160H89ZM120 161V160H119ZM118 161V163H120ZM126 161V160H125ZM172 161H173V159H172ZM213 161V162H212ZM16 162V161H15ZM59 162V161H58ZM60 162H61V159H60ZM97 162V161H96ZM97 162V163H98ZM106 164L107 163H109L110 164V167H107V166H105V167H107V169H108V172L110 171V173H108L107 172V174H109L108 175V178H109V176H110V174L112 173L113 175L116 173L117 174V172H118V167H120L119 165H117L116 166V163L117 162H115V161H112L111 162V160H109V162L106 160V161H104ZM104 162H101L102 164L104 163ZM115 162V163H114ZM128 162V161H127ZM152 162V161H151ZM150 162V163H151ZM181 162H180V165H181ZM1 163V162H0ZM7 163V162H6ZM9 163V162H8ZM51 163V164H50ZM85 163V162H84ZM95 163V162H94ZM117 163V164H118ZM139 163V162H138ZM166 163V162H165ZM173 162H171V164H172ZM179 163V162H178ZM184 163V162H183ZM185 163V164H186ZM187 163V164H188ZM193 163H194V165H193ZM209 163H211V164H209ZM214 163V164H213ZM218 163V164H217ZM5 164V163H4ZM18 163H16V165H17ZM86 166H87V164H89L88 163V161H86ZM102 164H95V165H97V166H99L100 167V165H102ZM106 164H104V165H106ZM122 164V163H121ZM126 164V163H125ZM132 164V163H131ZM168 164V163H167ZM177 164V163H176ZM188 164V165H189ZM3 165V164H2ZM2 165H1V167H0V170H2ZM11 165H12V162H11ZM11 165L9 166V168H6V169H10L11 168ZM13 165H15V164H13ZM54 165H55V163H54ZM90 165V164H89ZM129 165V164H128ZM127 165V166H128ZM154 165V164H153ZM179 165V166H180ZM212 166V168H213V170H211V168H209V167H211ZM3 166H5V165H3ZM8 166V165H7ZM32 166V165H31ZM66 166V165H65ZM74 166V165H73ZM90 166H92V164L90 165ZM151 166V165H150ZM167 166V165H166ZM19 167V168H20ZM33 167V166H32ZM102 167V166H101ZM188 167H191V166H188ZM5 168V167H4ZM3 168V169H4ZM12 168H13V166H12ZM34 169H36L35 167H33ZM64 168V167H63ZM67 168H68V166H67ZM66 168V169H67ZM89 168V167H88ZM110 168V169H109ZM121 168H122V166H121ZM125 168H127V167H125ZM133 168H135V167H133ZM155 168V167H154ZM170 168V167H169ZM179 168H181V167H179ZM182 168H184V167H182ZM18 169V168H17ZM57 169V168H56ZM55 169V170H56ZM59 169V168H58ZM65 168L63 169L64 171L66 170ZM177 169V168H176ZM175 169V170H176ZM188 169V168H187ZM192 169V168H191ZM13 170V169H12ZM15 170H16V168H15ZM32 170V169H31ZM54 170V171H55ZM69 170H71L70 169V165H69ZM72 170H73V167H72ZM91 170H92V168H91ZM90 170V171H91ZM102 169L100 168V171H101ZM122 170V169H121ZM185 170V169H184ZM2 171H4V170H2ZM18 171V170H17ZM53 171V172H54ZM75 171V170H74ZM75 171V172H76ZM93 171V170H92ZM95 171H97L96 170V168H94V172ZM124 171L125 170H123V173H120L119 174V172H118V175H119V178H115V181H119L120 183L119 184H125L126 185V187L128 186V187H130V185H129V182L128 181H126V179L128 180V177L127 178H125V174H124ZM170 171V170H169ZM177 171V173H180V172H178L179 170L177 169L176 170ZM222 171V172H221ZM4 172H6V174H8V173H10V172H8V171H4ZM4 172L2 173L4 176H6L5 174H4ZM8 172V173H7ZM11 172H14V170L13 171H11ZM34 172L36 173V171L34 170ZM34 172L33 173H31V175H30V177L31 176H33L32 174H34ZM43 172H44V170L42 171V174H43ZM49 171H47V173H48ZM68 172V171H67ZM71 172V171H70ZM69 172V173H70ZM83 172V173H82ZM17 172L15 171V175L16 176H18V174H16ZM18 173H19V171H18ZM30 173V172H29ZM38 173V172H37ZM37 173H36V178H37ZM57 173V172H56ZM69 173H67V174H69ZM80 173H77V178L79 179V177L80 176H78ZM98 174H99V171L97 172ZM102 173V175L103 174H105L104 172H101ZM127 173V172H126ZM172 173V172H171ZM176 173V174H177ZM182 173H183V171H182ZM181 173V174H182ZM188 173V172H187ZM221 173V174H220ZM11 174V173H10ZM13 174V173H12ZM61 174V173H60ZM71 174V173H70ZM76 173H74L73 175H75ZM89 174H90V172H89ZM95 174V173H94ZM97 174V175H98ZM115 174V175H116ZM124 174V175H123ZM152 174V173H151ZM175 174V175H176ZM2 175V176H3ZM39 175V174H38ZM44 175H45V173H44ZM44 175H42L43 176V178L45 177ZM54 175H55V172H54ZM91 175V174H90ZM96 175V174H95ZM111 176V177H114V176ZM123 175V176H122ZM128 175V174H127ZM174 175V174H173ZM178 175V174H177ZM1 176V174H0V229H7V230H5V231H8V229L10 230V229H12L13 227H16L19 223V221L17 222L18 224L16 225V226H13V223L15 222H13L12 223V220H14V218L17 216H15V215H13V213L15 214L17 211H18V208L17 207H15V202H18V201H15L14 202V204H13V199L14 198H16V196L18 197V195L17 194H19V193H21V192H19L18 193V191L19 190H17V188H16V190H17V194L16 193H14L13 191V189L15 188V185H14V183H13V178H15V176L14 177H12V182L11 183H9V180H8V178L6 179L5 177V179L3 178ZM10 176V175H9ZM23 176H25V175H22V177ZM47 176V175H46ZM49 176V175H48ZM66 176V175H65ZM104 176V175H103ZM103 176H101V177H103ZM168 176V175H167ZM186 176V175H185ZM185 176H184V178H185ZM206 176H209L208 178V180H205L206 179ZM6 177H8V175L6 176ZM11 177H9V179L11 178ZM51 177H54V176H52L51 175ZM51 177H49V178H51ZM58 177L60 178H62V176H60V175H58ZM99 178H101L100 177V175L98 176ZM105 177V176H104ZM103 177V178H104ZM110 177V178H111ZM156 177V176H155ZM21 178V177H20ZM26 178V177H25ZM32 178V177H31ZM35 178V179H36ZM38 178H40V179H38ZM38 180H39V182H41V180L43 179H41V177H40V175L38 176ZM55 179H56V177H54ZM76 178V179H77ZM163 178V177H162ZM174 178H176V177H174ZM183 178V179H184ZM187 178V177H186ZM28 179V178H27ZM53 179V178H52ZM52 179H50V180H52ZM66 179H68V178H66ZM74 179V178H73ZM77 179V180H78ZM98 179V178H97ZM117 179V180H116ZM178 179V178H177ZM211 179V180H210ZM7 180V181H6ZM15 180V179H14ZM26 180V179H25ZM30 180V179H29ZM49 180V179H48ZM49 180V181H50ZM75 180V179H74ZM89 180L91 181L92 179H91V177H90V179H88L87 181L89 182ZM96 180V178H94L93 179V182ZM102 180H107V177H106V179H102ZM140 180V179H139ZM171 180V179H170ZM187 180H188V178H187ZM16 181V180H15ZM18 181V180H17ZM21 181H22V179H21ZM27 181L28 180H26V185H27ZM36 181V180H35ZM45 181H46V179H45ZM49 181H47V182H49ZM73 181V180H72ZM71 181V179L69 178V180H65L64 178H62L61 180H58V179H56V180H54V182H52V181H50V186H49V188H48V191H49V196H52V198L53 197H55L56 198V201L58 202V206H59V204L61 205V207H62V210H64V212H67L66 211V206L68 205L67 203H69L70 202V198L71 197H68V196H71L72 194H67L66 192L67 191H65V189L64 188H62V187H67V189L68 188H71V189H74L75 190V188H80V185L82 186V184H79L76 180V182H72ZM79 181V180H78ZM142 181V180H141ZM189 181V180H188ZM201 181H202V183H201ZM8 182V183H7ZM20 182V181H19ZM29 182V181H28ZM44 182V181H43ZM43 182L42 183H40V184H43ZM96 182V181H95ZM94 182V183H95ZM133 182V181H132ZM168 182V181H167ZM166 182V183H167ZM179 182H181V179L179 180ZM186 182V181H185ZM192 182V184H194ZM16 184H17V182H15ZM30 183V182H29ZM29 183H28V185H29ZM84 183V182H83ZM94 183H92L93 184V186H95L94 185ZM102 183V182H101ZM100 183V184H101ZM135 184H136V182H134ZM142 183V182H141ZM177 183V182H176ZM191 183V182H190ZM189 183V184H190ZM25 185V184H23V182H20L19 183V185L17 184V186H19L18 188L19 189H23L25 186H22V185ZM33 184H34V182H33ZM32 184V185H33ZM35 184H37V183H35ZM45 184H46V182H45ZM48 184V183H47ZM86 184V183H85ZM90 184V183H89ZM88 184V185H89ZM91 184V185H92ZM97 184V183H96ZM133 184V183H132ZM138 184V183H137ZM148 184V183H147ZM168 184H170V182L168 183ZM183 184V183H182ZM44 185V184H43ZM87 185V186H88ZM97 185H99V184H97ZM96 185V186H97ZM106 185L107 186H105V183H104V187L103 186H101L99 189H97V191L98 190H100V191H98L99 193V195H98V199H97V201L99 202V204L97 205V206H99L97 209L100 211V213L99 214H101L100 216H99V218L102 216V218L105 220V223L107 224V227H110V226H112V221L115 219V217L117 216V215H115V217L114 218H112V216H111V214H115V212H113L112 213V207L110 206V203H111V201H114L113 200V198L114 197H112L111 195H112V190H114L113 188H114V186L116 185V187H117V185H118V182L114 185V180H112V178H111V180H109L108 181V183H107V181H106ZM125 185H124V187H125ZM140 185V184H139ZM177 185V184H176ZM187 185V184H186ZM197 185V184H196ZM195 185V186H196ZM199 185H198V187H199ZM204 185V184H203ZM21 186L23 187V188H21ZM37 186L38 185H35V187L34 188H36V189H38L37 188ZM93 186L91 187L92 188V191L94 190L95 191V188L93 189ZM120 186V185H119ZM179 186H180V184H179ZM189 186V185H188ZM190 186H191V184H190ZM189 186V187H190ZM28 187H32L31 185L30 186H28ZM27 186H26V188H28ZM44 187H45V185H44ZM43 186H42V188L43 189H45ZM83 187V186H82ZM81 187V188H82ZM103 187V188H102ZM115 187V188H116ZM121 187H123V186H121ZM123 187V188H124ZM131 187H133L132 188V194L134 195V197L135 198H133V199H135V201H133V202H135L136 203V206L139 204H137V202H136V200H138V201H140V200H142V199H140V195H138V193L136 192V191H138L139 190V188L137 189L136 187H138V186H135V188L137 189V190H134V185L133 186H131ZM130 187V188H131ZM166 187H167V185H166ZM170 187V186H169ZM197 187V186H196ZM195 187V188H196ZM197 187V188H198ZM25 188V189H26ZM30 188H28L29 190H30ZM33 188V187H32ZM32 188H31V190H32ZM33 188V190L35 191V192H32V191H30L31 193H34V195L37 193L36 192V190ZM81 188H80V190H81ZM89 188V187H88ZM90 188V189H91ZM97 188V187H96ZM102 188V189H101ZM117 188H119V187H117ZM117 188H116V191L114 190V192H117ZM142 188V187H141ZM175 190H176V188L175 187H173ZM25 189H23V191L25 190ZM40 189V188H39ZM128 188H126V189H120V190H122V191H126ZM201 189H202V194H204V193H207L206 191H203V186L201 187ZM204 189V190H205ZM20 190V191H21ZM79 190V191H80ZM82 190H85V189H82ZM129 190V189H128ZM127 190V191H128ZM166 190V189H165ZM182 190V189H181ZM184 190V189H183ZM200 190V187L198 188V192H201V191H199ZM38 191V190H37ZM40 191V190H39ZM45 191H47V190H45ZM71 190H69V192H70ZM124 191V192H125ZM189 191H191V190H189ZM189 191H188V193H189ZM196 190H195V192H197ZM230 191V192H229ZM13 192V193H12ZM26 192V191H25ZM27 192H29L28 190H27ZM76 192V191H75ZM77 192H78V190H77ZM86 192V191H85ZM84 192V193H85ZM113 192V194H115ZM118 192H120L119 190H118ZM117 192V193H118ZM147 192V191H146ZM150 192V191H149ZM197 192V193H198ZM97 193V192H96ZM128 193V192H127ZM144 193V192H143ZM176 193V192H175ZM178 193H180V192H178ZM183 193H184V195L187 193V192H182L181 193V195H183ZM24 194V197H25V195H26V193H23ZM41 194V193H40ZM44 194V193H43ZM43 194H41V195H43ZM46 194V193H45ZM86 194V193H85ZM92 194H94V193H92ZM118 194H120V193H118ZM117 194V197L119 196ZM122 194V193H121ZM120 194V195H121ZM126 193H124V195H125ZM129 194V193H128ZM131 194V193H130ZM129 194V195H130ZM142 194V193H141ZM177 194V193H176ZM202 194H200L202 197L203 196H206V195H208V194H204V195H202ZM15 196L14 198H13V196ZM19 195H22V194H19ZM30 193H29V197H30ZM129 195H126V196H128L129 197ZM133 195H130V196H132L133 197ZM198 195V194H197ZM210 194H209V196H211ZM226 195V196H225ZM23 196V195H22ZM27 196H28V193H27ZM33 196V195H32ZM32 196H31V198H32ZM94 196V195H93ZM96 196V198H97V195H95ZM95 196H94V198H95ZM114 196V195H113ZM116 196V195H115ZM142 196V195H141ZM148 196V195H147ZM196 196V195H195ZM201 196H200V198H201ZM212 196V197H213ZM24 197H20V199L21 198H24ZM28 197V198H29ZM37 197H39L40 198V196L38 195V193H37ZM74 197V196H73ZM72 197V198H73ZM120 197V196H119ZM121 197H123V195L121 196ZM131 197V198H132ZM142 197H144V195L142 196ZM168 197V196H167ZM208 197V196H207ZM19 198V197H18ZM26 198V197H25ZM24 198V199H25ZM34 198H36V197H34ZM45 198H48V196H46ZM45 198H40L41 199V201H40V199H39V203L41 204V206H42V204L43 203H41V202H43L42 200H44ZM75 198V197H74ZM73 198V199H74ZM87 198V197H86ZM88 198H89V196H88ZM125 198V196L122 198V199H124ZM130 198V197H129ZM147 198H149L150 199V197H147ZM170 198V197H169ZM179 198V197H178ZM184 198V197H183ZM189 198V197H188ZM199 198V197H198ZM206 198V197H205ZM211 198V197H210ZM20 199H19V201H20ZM27 199V198H26ZM67 199L69 200L68 202H67ZM84 199V198H83ZM109 199H111V201H110V203H109ZM114 199H116V198H114ZM121 199V200H122ZM132 199V200H133ZM144 199H145V197H144ZM143 199V200H144ZM148 199V200H149ZM191 199H192V197H191ZM197 199V198H196ZM203 199H204V197H203ZM212 199V198H211ZM214 199V198H213ZM212 199V200H213ZM18 200V199H17ZM29 200H31V202H32V200L33 199H29ZM36 201H34V202H37V198L35 199ZM48 200V199H47ZM49 200H50V197H49ZM53 200V199H52ZM89 200V199H88ZM117 200V199H116ZM118 200H119V198H118ZM120 200V204H122L121 201ZM131 200V199H130ZM132 200L130 201V202H132ZM147 200V199H146ZM146 200H144V201H142V202H144L143 204H146V203H149L150 204V202H148V201H146ZM163 200V199H162ZM193 200V199H192ZM195 200V199H194ZM202 200V199H201ZM211 200V201H212ZM215 200V199H214ZM24 201H26V200H24ZM55 201V202H56ZM90 201L93 203V201L90 199ZM124 201V200H123ZM125 201H127V202H129L128 200H125ZM124 201V202H125ZM150 201V200H149ZM153 201V200H152ZM167 201V200H166ZM165 201V202H166ZM170 201V200H169ZM197 201V200H196ZM207 201L208 200H206V203H207ZM209 201H210V199H209ZM208 201V202H209ZM23 201L21 200V202H19V203H22ZM27 202V201H26ZM50 202L52 203V201L50 200ZM50 202H47V203H49L50 204ZM114 202H117V201H114ZM133 202L131 203V205L133 204ZM141 202V203H142ZM171 202V201H170ZM215 202V201H214ZM24 203V202H23ZM71 203H72V201H71ZM70 203V204H71ZM75 203H77V202H75ZM80 203V202H79ZM97 203V202H96ZM134 203V204H135ZM152 203V202H151ZM168 203V202H167ZM190 203H191V200H190ZM195 203V202H194ZM205 203V202H204ZM17 204V203H16ZM30 204V208H28L27 207V204L25 205V204H22V205H20V206H22V208H23V205H25L24 207H27L28 208V212L29 213H31V212H33L34 211V209H36L35 210V213H36V216H38V219L37 218H35V219H37V220H40L41 221V218H39L40 217V214H41V211L39 212V211H37V210H39L37 207L38 206H36L35 208L33 207V202H32V204L31 203H29ZM39 204V205H40ZM46 203H45V201H44V205H45ZM74 204V203H73ZM83 204V203H82ZM86 204V203H85ZM116 204V203H115ZM115 204H113L114 206H117V207H119V206H121L122 207V205H115ZM117 204H119L118 202H117ZM124 204H126V202L125 203H123V205ZM133 204V205H134ZM156 204V203H155ZM158 204V203H157ZM186 204V203H185ZM188 204V203H187ZM192 204V203H191ZM191 204L189 205V206H191ZM196 204V203H195ZM201 204V203H200ZM213 204V203H212ZM18 205V204H17ZM31 205H32V207H33V209L31 210ZM35 205H37V203L35 204ZM43 205V206H44ZM47 205V204H46ZM51 205H53V204H51ZM78 205V204H77ZM81 205V204H80ZM91 205V204H90ZM93 205H96V204H93ZM92 205V206H93ZM112 205V204H111ZM127 205V204H126ZM130 205V206H131ZM133 205H132V208H133ZM140 205V204H139ZM152 206H153V204H151ZM168 205V204H167ZM193 205V204H192ZM197 205V204H196ZM209 205V204H208ZM223 205V204H222ZM20 206H19V208H20ZM41 206H39V208H42ZM55 206V205H54ZM54 206H52V208L51 207H49V209L51 208V210H53L54 211V209H53V207ZM70 206V205H69ZM74 206V205H73ZM85 206V205H84ZM88 207H90L89 205H87ZM129 205H127L126 207H127V209L129 208L128 207ZM135 206V205H134ZM141 206H143V205H141ZM171 206V205H170ZM185 206V205H184ZM210 206V205H209ZM81 207V206H80ZM120 207V208H121ZM125 205H124V211L123 212H127L128 210H125ZM137 207H139V206H137ZM137 207H136V210H135V212L138 210L139 211V213L141 212L140 211V209H137ZM216 207V206H215ZM224 207H222V209H220V210H222V212L223 211H225L224 210ZM21 208V209H22ZM27 208H26V210H27ZM45 208V207H44ZM48 208V207H47ZM55 208V207H54ZM56 208H57V206H56ZM60 208V207H59ZM73 208V207H72ZM94 208V207H93ZM131 208V207H130ZM129 208V209H130ZM143 208H144V210H145V208H147V206H143ZM143 208H142V210H143ZM148 208H147V210H148ZM193 208L195 209V208H197L196 209V211H194V214H196V218H195V220H196V223H198L197 225H195L196 223L195 222H192V223H195L194 224V226H197V228L199 227L198 225L200 224V223H202L203 221V219H204V217L206 216L205 215V211H204V208L203 207H201V206H194L193 205ZM203 208V209H202ZM208 208V207H207ZM218 208H220V206L218 207ZM15 209H17L16 210V212H15ZM43 209V208H42ZM48 209V210H49ZM68 209V208H67ZM81 209V208H80ZM119 210V208H116V210ZM122 209V210H123ZM163 209V208H162ZM191 209V208H190ZM190 209L188 210V211H190ZM211 209V208H210ZM46 210V209H45ZM58 210V209H57ZM69 210V209H68ZM77 210H79V207L76 209V211ZM81 210H83V209H81ZM92 210V209H91ZM97 210V211H98ZM133 210V211H134ZM180 210V209H179ZM206 210V209H205ZM214 211H216L215 209H213ZM213 210H211V211H213ZM20 211V210H19ZM18 211V212H19ZM23 211H24V208H23ZM60 211H61V208H60ZM75 211V210H74ZM84 212H85V209L83 210ZM82 211V212H83ZM88 211H90L89 209H88ZM93 211V210H92ZM121 211V210H120ZM120 211H118V212H120ZM132 211V212H133ZM138 211L136 212V213H138ZM170 211V210H169ZM176 211V210H175ZM183 211V210H182ZM187 211V212H188ZM192 211V210H191ZM17 212V214H19L20 215V213H18ZM21 212V211H20ZM25 212V211H24ZM28 212H26L27 214H25L27 217H35L34 215H35V213L32 215V216H28L29 214H28ZM38 212V213H37ZM43 212H45V214L43 213ZM51 212V211H50ZM62 212V211H61ZM63 212V213H64ZM209 212H210V210H209ZM219 212V211H218ZM217 212V213H218ZM222 212H221V214H222ZM23 213V212H22ZM22 213H21V220L22 219H24L25 218V216L24 217H22ZM40 213V214H39ZM42 213L44 214V215H46V211H43L42 210ZM71 213V212H70ZM86 213V212H85ZM98 213V212H97ZM117 213V212H116ZM138 213V214H139ZM192 213V212H191ZM191 213L189 212V214L191 215ZM208 213V212H207ZM24 214V213H23ZM38 214V215H37ZM47 214H49V211H47ZM54 213H52L51 215H53ZM58 214H59V212H58ZM64 214H66V213H64ZM63 214V216H65ZM75 214V213H74ZM80 214V213H79ZM87 214V213H86ZM124 214V213H123ZM135 214V213H134ZM193 214V215H194ZM216 214V213H215ZM12 215H13V217H12ZM42 215V214H41ZM50 215V214H49ZM55 215V214H54ZM60 215V214H59ZM68 215V214H67ZM73 215V214H72ZM82 215H84V214H82ZM97 215V214H96ZM95 215V216H96ZM132 215V214H131ZM140 215H143L142 214V212L140 213ZM179 215V214H178ZM187 215H188V213H187ZM187 215H185V212H184V215L183 216H187ZM190 215L189 216H187V217H190ZM193 215H191V217H193ZM2 216H4V217H2ZM88 216H90V214H88ZM91 216H94V215H91ZM90 216V217H91ZM94 216V217H95ZM114 216V215H113ZM124 216H125V214H124ZM129 216V215H128ZM127 216V217H128ZM133 216V215H132ZM144 216H145V214H144ZM143 216V217H144ZM168 216V215H167ZM166 216V217H167ZM221 216V215H220ZM234 216V217H233ZM18 217V216H17ZM42 217V220L44 221V219L43 218H46V217H43V215L41 216ZM47 217H48V215H47ZM55 217H57V222H58V216H55ZM61 217H62V215H61ZM67 216H65V218H66ZM76 217V216H75ZM78 217V216H77ZM85 217H87V216H85ZM89 217V218H90ZM98 217V216H97ZM97 217H95V218H97ZM121 217H122V215H121ZM126 217V216H125ZM130 217V216H129ZM129 217L127 218V219H129ZM141 217V216H140ZM143 217H141V219L143 220ZM179 217H180V215H179ZM185 217H183V223H184V221L185 220H187V222H188V220H189V223L191 222L190 220H193L194 221V219H185L184 220V218ZM186 217V218H187ZM207 217V216H206ZM206 217H205V220H206ZM210 217H211V215H210ZM13 218V219H12ZM33 218L32 219H28V218H25L24 219V223H25V221L26 220H33ZM49 218H50V216H49ZM60 218V217H59ZM79 218V217H78ZM77 218V219H78ZM88 218V219H89ZM92 218V217H91ZM90 218V219H91ZM137 218H138V216H137ZM176 218V217H175ZM194 218V217H193ZM212 218H213V216H212ZM17 219V218H16ZM35 219L33 220L34 222H33V224H35ZM46 219H48V218H46ZM46 219H45V225L41 228V226L40 225H42V223H43V221H41L42 223H40V227H37L36 225V227L34 226V227H32V229H34L33 231H35L36 232V229H47V231L49 232V230H50V228H49V225L50 226H52V229H54L53 227V225L55 224V222H53L54 220V218H52V220H50L49 222H53L54 224H50L48 221H46ZM74 219V218H73ZM76 219V218H75ZM76 219V220H77ZM80 219H82V218H80ZM87 219V218H86ZM102 219V220H103ZM141 219H140V222H141ZM221 219H222V217H221ZM20 220V219H19ZM56 220V219H55ZM62 220V219H61ZM84 220H85V218H84ZM98 221L100 220V219H97ZM97 220H96V222H97ZM101 220V221H102ZM119 220H120V218H119ZM179 220V219H178ZM208 220V219H207ZM219 221H221L220 220V217H219V219H218ZM92 222L93 221H95V220H91ZM115 221V220H114ZM124 221H125V219H124ZM128 221V220H127ZM132 221H133V219H132ZM145 221V220H144ZM143 221V222H144ZM181 221V220H180ZM22 222V221H21ZM27 222V221H26ZM63 222V221H62ZM64 222H65V220H64ZM84 222V221H83ZM86 222V221H85ZM85 222H84V224H85ZM118 222V220L116 221V223ZM131 222V221H130ZM23 223V222H22ZM30 222H28V225H31V223L29 224ZM59 223V222H58ZM58 223H57V226H58ZM71 223H72V221H71ZM75 223V222H74ZM77 223V222H76ZM102 223V222H101ZM114 223V222H113ZM115 223V224H116ZM121 223V222H120ZM182 223V222H181ZM212 223V222H211ZM218 224H219V222H217ZM14 224H16V223H14ZM26 224V223H25ZM37 225H38V223H36ZM44 224V223H43ZM90 224V223H89ZM88 224V225H89ZM103 224V223H102ZM124 224H126V223H124ZM130 224V223H129ZM138 224V223H137ZM141 224V223H140ZM143 224V225H144ZM178 225H179V223H177ZM176 224V225H177ZM185 224H186V222H185ZM188 224V223H187ZM191 224V223H190ZM208 224V223H207ZM214 224V223H213ZM20 225V224H19ZM62 225V224H61ZM72 225H74V224H72ZM80 225V224H79ZM95 225H97L96 223H95ZM95 225H93V226H95ZM101 225V224H100ZM100 225H99V228H102L103 227V225H102V227H100ZM122 225V224H121ZM146 225V226H147ZM171 225H173V227L175 228V231L177 232L176 234H177V238L176 239H174L173 241L175 242V240L177 241V245L176 246H174V242H172V239L173 238H169L168 237V230H170L171 231V235H172V230L171 229H166L168 226H171ZM175 225V226H176ZM181 225V224H180ZM202 224H200V226H201ZM211 225V224H210ZM27 226V225H26ZM32 226V225H31ZM78 226V225H77ZM85 226V225H84ZM98 226V225H97ZM142 226V225H141ZM220 226V225H219ZM29 227V226H28ZM61 227V226H60ZM83 227V226H82ZM90 227H92V226H90ZM107 227H105V229H107ZM113 227V226H112ZM126 227V226H125ZM145 227V226H144ZM173 227H172V229H173ZM17 228V227H16ZM18 228H19V226H18ZM23 228L25 229V227H22L21 228V230L22 231H24L23 230ZM31 228V227H30ZM56 228V227H55ZM74 228H76V227H74ZM77 228H79V227H77ZM87 228V227H86ZM98 228V227H97ZM98 228V229H99ZM104 228V227H103ZM117 228V227H116ZM118 228H119V226H118ZM142 228H143V226H142ZM147 228V227H146ZM169 228H171V227H169ZM29 229V228H28ZM28 229H26V230H28ZM32 229H31V233H32ZM49 229V230H48ZM57 229V228H56ZM61 229H62V227H61ZM60 229V230H61ZM80 229V228H79ZM94 229V227L92 228V230ZM104 229V230H105ZM114 229H115V226H114ZM113 228H112V231L114 230ZM121 229V228H120ZM125 229V228H124ZM126 229H127V227H126ZM125 229V230H126ZM139 229V228H138ZM147 229H149V226H148V228ZM156 229V228H155ZM199 229V228H198ZM201 229H199V231L201 230ZM14 230V229H13ZM19 230V229H18ZM40 230H39V233H41L40 232ZM67 230H69V229H67ZM81 230V229H80ZM83 230V229H82ZM91 230V231H92ZM132 230V229H131ZM131 230H128V232H130L131 233ZM135 230V229H134ZM157 230V229H156ZM5 231H4V233H5ZM20 231V230H19ZM21 231V232H22ZM46 231V232H47ZM53 231V230H52ZM63 231V230H62ZM74 231V230H73ZM79 231V230H78ZM94 231V230H93ZM100 231H101V229H100ZM106 231V230H105ZM108 231H110L109 229H108ZM121 231V230H120ZM119 231V232H120ZM140 231H142V230H140ZM152 231V230H151ZM14 232H17V231H15L14 230ZM20 232V233H21ZM26 232V231H25ZM38 232V231H37ZM43 232H45V231H43ZM55 232V231H54ZM53 232V233H54ZM57 232V231H56ZM64 232V231H63ZM70 232V231H69ZM83 232V231H82ZM103 232V231H102ZM102 232H101V234H102ZM107 232V231H106ZM117 232V231H116ZM118 232V233H119ZM127 232V231H126ZM125 232V233H126ZM202 232V231H201ZM0 233L2 234V231H0ZM9 233V232H8ZM12 233H13V231H12ZM19 233V234H20ZM28 233H30V230L29 231H27V234ZM30 233V234H31ZM38 233V234H39ZM51 232H49V234H50ZM58 233V232H57ZM65 233V232H64ZM100 233V232H99ZM111 233V231L108 233V235ZM118 233H116V234H118ZM134 233H136V232H134ZM144 233V232H143ZM146 233H148V232H145V234ZM151 233V232H150ZM154 233V232H153ZM0 234V235H1ZM11 234V233H10ZM17 234V233H16ZM33 234V233H32ZM31 234V235H32ZM46 235H48V233H45ZM92 234V233H91ZM100 234V235H101ZM105 234V233H104ZM113 234V233H112ZM200 234V233H199ZM7 235V234H6ZM18 235V234H17ZM16 235V237H17V239H15V240H19L18 239V237H20V236H17ZM23 235H25V234H23ZM22 234H21V236H23ZM34 235V234H33ZM32 235V236H33ZM44 234H39V236H41L40 238L38 237V235L36 236V233H35V236L37 237H32L31 236V238L33 239H42V241L43 242H46V241H44ZM54 235H55V233H54ZM54 235H53V237H54ZM61 235V234H60ZM84 235H85V233H84ZM95 235V234H94ZM127 235V234H126ZM130 235V234H129ZM134 235V234H133ZM137 235H140L139 233L137 234ZM155 235H156V233H155ZM158 235V234H157ZM214 235V236H213ZM3 236V235H2ZM51 236H52V233H51ZM65 236H67V237H65ZM71 237H72V235H70ZM69 235H66V233H65V235H64V237H65V241H67L66 239L68 238V237H70ZM110 236V235H109ZM109 236H107L106 235V237H109ZM113 236H114V234H113ZM125 236V235H124ZM144 236V235H143ZM148 236H150V235H148ZM159 236V235H158ZM198 236V237H199ZM4 237H5V235H4ZM11 237H15L14 236V234H13V236H11ZM11 237H9V240L11 239ZM26 236H24V238H25ZM53 237H49L48 239H51L52 240V238ZM64 237H63V239H64ZM85 237V236H84ZM96 237V236H95ZM94 237V238H95ZM99 238L100 237H102V236H98ZM135 237V236H134ZM172 237H173V235H172ZM204 237V238H203ZM23 238V239H24ZM27 238V237H26ZM25 238V239H26ZM55 239L56 238H58L56 235H55V237H54ZM54 238H53V241H52V243L53 244H57V242H56V240H55V243H54ZM61 238H62V235H61ZM60 237H59V239H61ZM86 238H88V237H85L84 238V240L86 239ZM89 238H91V237H89ZM93 238V239H94ZM103 238V237H102ZM115 238V237H114ZM117 238V237H116ZM115 238V239H116ZM119 238V237H118ZM132 238V237H131ZM141 238H142V234H141ZM141 238H139V239H141ZM145 238V237H144ZM1 239V238H0ZM5 239V238H4ZM7 239H8V237H7ZM6 239V240H7ZM28 239H30V238H28ZM59 239H57V241L59 240ZM75 239V238H74ZM96 239V238H95ZM94 239V240H95ZM108 239V238H107ZM138 239V240H139ZM158 239V238H157ZM9 240H8V242H9ZM13 239H11V242H10V244H13L12 241ZM69 240H70V238H69ZM72 240V239H71ZM70 240V241H71ZM77 240H79V236H78V239ZM97 240H98V238H97ZM110 240V239H109ZM126 240V239H125ZM1 241H3V239L2 240H0V243H1ZM20 241V240H19ZM32 241V240H31ZM41 241V243H42V246L44 245L43 244V242ZM60 241V240H59ZM58 241V245H59V242ZM65 241H64V243H65ZM132 241V240H131ZM134 241V240H133ZM140 241V240H139ZM7 242V243H8ZM23 242V241H22ZM35 242L36 241H34V243H33V245L35 244ZM47 242H48V240H47ZM63 242V241H62ZM84 242V241H83ZM96 242V241H95ZM104 242V241H103ZM110 242H112V241H110ZM135 242V241H134ZM137 242V241H136ZM135 242V243H136ZM143 242V241H142ZM144 242H146V238H145V241ZM3 243H4V241H3ZM5 243H6V241H5ZM7 243L5 244V246L7 245ZM28 243H30V240H29V242ZM38 244L40 243L39 241L37 242ZM50 244V243H48V244H50V245H53V244ZM67 243V242H66ZM71 243V242H70ZM78 242H76V244H77ZM80 243V242H79ZM102 243V242H101ZM116 243H118V241L116 242ZM131 243V242H130ZM152 243V242H151ZM2 244V243H1ZM9 244V246H11V248H12V245H10ZM15 244H16V242H15ZM55 244V245H56ZM83 243H81V245H82ZM97 244H98V242H97ZM136 244H138L139 245V243H136ZM136 244H135V246H136ZM146 244V243H145ZM20 245V244H19ZM32 245V244H31ZM41 244H39V245H37V246H40ZM49 245V246H50ZM58 245H56V247L58 246ZM72 245V243L69 245V246H71ZM85 245V244H84ZM87 245V244H86ZM95 245H96V243H95ZM95 245H94V247H95ZM147 245H149V244H147ZM154 245V244H153ZM156 245V244H155ZM225 245V247H222V246H224ZM1 246V245H0ZM4 246V245H3ZM28 246H30V245H28ZM36 245L34 246V254H36V247H37ZM46 246H48V245H45V247L44 248H46ZM54 246V245H53ZM59 246H61V245H59ZM104 246H105V244H104ZM120 246H121V244H120ZM124 246V245H123ZM140 246V245H139ZM2 247V246H1ZM21 247H22V245H21ZM25 247V246H24ZM26 247H27V244H26ZM26 247L24 248V249H26ZM50 247H52V246H50ZM68 247V246H67ZM73 247H74V245H73ZM78 247V246H77ZM97 247V246H96ZM113 247H114V245H113ZM113 247H112V249H113ZM116 247V246H115ZM114 247V248H115ZM118 247V246H117ZM122 247V246H121ZM146 247V246H145ZM10 248V247H9ZM14 248V247H13ZM18 248V245H16V249ZM32 248V246H30V248L29 249H31ZM40 248H42V247H40ZM47 248H49V247H47ZM47 248H46V253L45 254H48V256H47V258L49 259L50 257H52L53 255H50V257H49V253H51L50 252V250L47 252ZM62 248H63V246H62ZM82 248V247H81ZM91 248V247H90ZM93 248V247H92ZM105 248H107L106 246H105ZM119 249H120V247H118ZM131 248H132V245H131ZM136 248V247H135ZM134 248V249H135ZM3 249V248H2ZM8 249V248H7ZM23 249V248H22ZM28 249V250H29ZM58 249H60V248H58ZM69 249H70V247H69ZM72 249V248H71ZM74 249V248H73ZM88 249H89V247H88ZM129 249V248H128ZM144 249V248H143ZM143 249H140L139 251H141V250H143ZM149 249V248H148ZM183 250V252L181 251V250ZM225 249H223L224 251H225ZM0 250H1V248H0ZM13 250V249H12ZM21 250V249H20ZM27 250V249H26ZM25 250V252L26 253H28V255H33L32 257H34L35 255L32 253H30L31 251H29V252H27ZM32 250V249H31ZM37 250H39V247L37 248ZM45 250V249H44ZM53 250V249H52ZM51 250V251H52ZM76 250H77V248H76ZM79 250V249H78ZM77 250V251H78ZM83 251V253L84 252H86V250H85V248H83L82 249ZM99 250V249H98ZM106 250V249H105ZM136 250H138V249H136ZM146 250V249H145ZM178 250H180V251H178ZM222 250V251H223ZM5 251V250H4ZM60 251V250H59ZM68 251V250H67ZM72 251V250H71ZM71 251L69 252V253H71ZM80 251V250H79ZM91 251V250H90ZM119 251V250H118ZM117 251V252H118ZM148 251H150V250H148ZM175 251H178V252H175ZM8 252H9V250H8ZM7 252V253H8ZM11 252V251H10ZM9 252V253H10ZM40 252L41 253H39V256H40V254H41V256L44 254V252L45 251H41V249H40ZM66 252V251H65ZM81 252V251H80ZM79 252V253H80ZM98 252V251H97ZM100 252V251H99ZM101 252H103V251H101ZM100 252V253H101ZM108 252V251H107ZM112 252H113V250H112ZM132 252V251H131ZM138 252V251H137ZM137 252H135L136 254H137ZM152 252V251H151ZM0 253H1V251H0ZM5 253V252H4ZM13 253H15V252H11V254H13ZM20 253V252H19ZM30 253V254H29ZM43 253V254H42ZM63 253V252H62ZM68 253V254H69ZM75 253H77V252H75L74 251V254ZM89 253V252H88ZM87 253V254H88ZM91 253V252H90ZM109 253V252H108ZM114 253V252H113ZM116 253V252H115ZM139 253H142V252H139ZM145 253V252H144ZM149 253V252H148ZM180 253H182V255L180 254ZM10 254V255H11ZM24 254V253H23ZM53 254H55V253H53ZM95 254H96V251H95ZM110 254H111V252H110ZM119 254V253H118ZM136 254H135V256H136ZM150 254H152L153 255V253H150ZM185 254V255H186ZM221 254H223V255H221ZM1 255L2 254H0V260H1ZM16 255V254H15ZM15 255H13L14 257H15ZM19 255H21V254H19ZM28 255H26L25 256V254L22 256L21 255V257H23V259H25V257L27 258V256ZM56 255V254H55ZM69 255H71V254H69ZM69 255H67L68 257H69ZM77 255H79V254H77ZM84 255V254H83ZM107 255V254H106ZM133 255V254H132ZM131 255V256H132ZM178 255V256H177ZM212 255V256H211ZM226 255V256H225ZM6 256V255H5ZM5 256H2L3 258L5 257ZM12 256V255H11ZM25 256V257H24ZM36 256H37V254H36ZM59 256H60V253H59ZM86 256V255H85ZM112 256V255H111ZM115 256V255H114ZM141 256V255H140ZM150 256V255H149ZM154 257H156V255H153ZM217 256V255H216ZM13 257V258H14ZM16 257H18V256H16ZM15 257V258H16ZM31 257V256H30ZM46 257V256H45ZM45 257H44V259H45ZM67 257V258H68ZM116 257H117V255H116ZM134 257V256H133ZM142 257V256H141ZM151 257V256H150ZM174 257V258H173ZM218 257V258H219ZM10 258V257H9ZM13 258H10V259H13ZM14 258V259H15ZM54 258V257H53ZM56 258V257H55ZM65 258V257H64ZM70 258L71 257H69L68 259L70 260ZM77 258V257H76ZM76 258H74V259H76ZM89 258H91V254H90V256L89 257H85V259H84V256H83V258L81 257V255H80V257H78V261H76L77 262V264H94V262L92 263V259L90 260ZM101 258V257H100ZM104 258V257H103ZM106 258V257H105ZM108 258V257H107ZM132 258V257H131ZM136 258V257H135ZM145 258V259H144ZM143 258V262L141 263V264H149L148 263V260L146 259V256ZM186 259L187 257L185 256V257H182V259ZM217 258V257H216ZM13 259V260H14ZM19 259H20V257H19ZM30 259V258H29ZM28 259V260H29ZM36 259V258H35ZM39 258H37V260H38ZM40 259H41V257H40ZM44 259H42V264H45V262L43 263V261H44ZM73 259V260H74ZM97 259H99V257L97 258ZM102 259V258H101ZM129 259H130V257H129ZM134 259V258H133ZM139 260L140 258H136V260ZM156 259V260H157ZM178 259V261L181 259H179V258H177ZM180 260V262L181 261H183V260ZM18 260V259H17ZM27 260V259H26ZM27 260V261H28ZM31 260V259H30ZM30 260H29V262H30ZM34 259H32L31 260V262L33 261ZM36 260V263L38 264V261ZM47 260V259H46ZM56 260V259H55ZM54 260V261H55ZM61 261H62V259H60ZM65 260H66V258H65ZM73 260H71V261H73ZM77 260V259H76ZM95 260V259H94ZM104 260V259H103ZM109 260V259H108ZM131 260V259H130ZM153 260V259H152ZM155 260V261H156ZM6 261V260H5ZM5 261H4V264H7L8 263V261H7V263H5ZM48 262H49V264L51 263L50 261H51V259H50V261L49 260H47ZM46 261V263L48 264V262ZM64 261V260H63ZM68 261V260H67ZM75 261V260H74ZM74 261H73V264H74ZM98 261V260H97ZM97 261H95L96 262V264H97ZM110 261V260H109ZM125 261H127V258H125V260H124V262ZM142 261V260H141ZM154 261V260H153ZM152 261V262H153ZM173 261V262H172ZM175 261H177V260H175ZM220 262H221V260H219ZM13 262H15V261H13ZM12 262V263H13ZM30 262V263H31ZM34 262H35V260H34ZM33 262V263H34ZM39 262H40V260H39ZM40 262V263H41ZM75 262V263H76ZM116 262V261H115ZM151 262V261H150ZM185 262V261H184ZM219 262V263H220ZM3 262H1V264H2ZM21 263V262H20ZM27 263V262H26ZM32 263V264H33ZM35 263V264H36ZM56 263V262H55ZM65 263H67V262H63V264H65ZM99 263V262H98ZM116 263H118V262H116ZM120 263V262H119ZM128 263V262H127ZM126 263V264H127ZM131 263V262H130ZM178 263V262H177ZM177 263H175V264H177ZM181 263H183V262H181ZM15 264H17V263H15ZM22 264H24V261L22 262ZM28 264V263H27ZM58 264H59V262H58ZM62 264V263H61ZM68 264V263H67ZM106 264V263H105ZM109 264H111V263H109ZM113 264V263H112ZM121 264H123L122 262H121ZM135 264V263H134ZM152 264V263H151ZM156 264V263H155ZM180 264V263H179Z\"/></svg>",
	"mask_w": 264,
	"mask_h": 264
},
{
	"label": "rangeland",
	"instance_id": "2",
	"mask_svg": "<svg viewBox=\"0 0 264 264\" xmlns=\"http://www.w3.org/2000/svg\"><path fill=\"white\" fill-rule=\"evenodd\" d=\"M4 1V2H3ZM24 1H27V6L29 5V3H30V6L29 7H31L32 5V7H33V12H34V14H33V19L34 20H36L35 18L37 17V20L39 21V24H38V21L36 20V22H35V24H33V19L31 18V19H26V20H28V22L25 20V15L23 16L22 14V11L21 10H19L18 9V7H16L17 5H18V2L16 1V0H11V1H9V0H0V12H1V14H0V18H3L2 19V21H1V19H0V22L2 23L0 26H2L3 28H4V26H5V29H3L4 30V32H2L3 30H1L0 29V39H1V36H2V39L0 40V43H1V45L0 46H2V44H3V47H0L1 48V50H2V48L4 49V50H2V52L0 51V58L2 59V56H4L3 57V60L4 59H6V61L4 62V63H9V58H10V55H11V53L12 52H14V54L12 55V56H14L13 58H16V59H18V55H19V57H22L21 58V63L20 64H22L23 63V58H26L27 57V61L29 62L31 59V61L29 62V63H32V65L30 66V64L28 65V67L29 68H35L36 70L38 69L39 70V64L37 63L39 60V56H36L35 54H34V51H35V49H37V47H35L36 45H35V43H34V38L36 37L35 36V33L33 34V32H32V34H33V36H30V37H28L29 35H32V34H30L29 33V30L31 31L32 29H33V27L35 28V26L37 25L38 27L41 25V23L42 22H40V21H43V22H45V25H46V27H45V29L41 26V27H39V28H41V31H42V33H47V32H49L50 31V29L53 31V27H55V25L56 26H58L59 27V24L56 22V20H55V18L53 17V15H52V17H51V14H50V12L49 11H51V10H53V8H51V10H50V8H48V12L44 9V8H41V6H37L36 4H38L37 2H36V0H24ZM44 1V0H43ZM147 1H150V0H147ZM166 0H163L162 1V4H161V0H157V2H156V0H155V2L158 4V5H160V8L161 7H165L166 5H167V7L171 4V3H169V1L167 0V2H165ZM226 1V0H225ZM7 2V3H6ZM11 2V3H10ZM32 2V3H31ZM224 1H222L221 2V4L220 3H217L216 5H214V6H212L211 7V9H213L214 11H215V13L217 14V13H219V12H221V14L223 13L224 15L226 14V13H229V12H231L233 9H235V8H237V7H240L241 5H242V3H244L243 5V7H241V9L242 10H240V14H241V17H243V15L247 18L248 16V20H250V21H252L251 19H249L250 17L252 18V16L254 15V11H253V9H251L250 7V5H249V2H246V1H243V2H241V3H239L238 5H237V7H236V4H234L233 5V3H230L229 4V2L228 1H226V2H224ZM228 2V3H227ZM16 3V4H15ZM35 3V4H34ZM43 4H45V5H47V2L45 3V1L44 2H42ZM165 3H167V4H165ZM169 3V4H168ZM245 3H246V5H249V6H246L245 5ZM8 4V5H7ZM12 6H11V5ZM32 4V5H31ZM155 4V3H154ZM154 4L153 5H151L149 8H151L150 10H151V13L153 12V10L155 11V10H157V9H155V8H153L154 7ZM1 5H3V6H1ZM14 5H16V6H14ZM36 5V6H35ZM233 7H232V6ZM6 6H7V10L9 11H11L10 12V14H11V16H10V14H9V12L7 11V10H5L6 9ZM12 7V9H9V7ZM172 6V5H171ZM170 6V7H171ZM220 6V7H219ZM222 6V7H221ZM235 6V7H234ZM2 7V8H1ZM16 7V8H15ZM34 7L36 8V10L34 9ZM49 7V6H48ZM166 7V8H167ZM224 7V8H223ZM231 9H230V8ZM3 8H5V9H3ZM37 8L39 9L38 11L40 12V13H44L43 15H40V13L38 14V13H36V11H37ZM158 8H159V6H158ZM166 8H165V10H166ZM172 8V7H171ZM171 8H168L166 11L168 12L169 10H171ZM217 8V9H216ZM2 9V10H1ZM16 9V10H15ZM41 9V10H40ZM216 9V10H215ZM227 9V10H226ZM229 9V10H228ZM12 10H14V11H12ZM149 10V11H150ZM225 10V11H224ZM249 10V11H248ZM253 12H252V11ZM6 11V13H3V12H5ZM21 11V12H20ZM31 11V12H32ZM42 11V12H41ZM229 11V12H228ZM244 11H248L247 13V15H246V12H245V14H243L244 13ZM251 11V12H250ZM172 13V10L171 11H169V13ZM224 12H226V13H224ZM250 12V13H249ZM12 13H15V14H13L14 15V18L15 19H18V18H16L18 15H20L21 13V16L24 18H22L21 16H20V19H18V20H20V21H18V20H14V18L12 17L13 15H12ZM37 15H36V14ZM150 13V12H149ZM149 13H147V17H151V16H148V15H150ZM252 13H253V15H252ZM260 13V12H259ZM46 14V15H45ZM220 14V13H219ZM243 14V15H242ZM250 14V15H249ZM2 15V16H1ZM15 15H16V17H15ZM47 15H49V16H47ZM153 15L154 14H152V17H153ZM262 14H258V17H259V22H261L263 19H261V18H263L264 17V15L263 16H261ZM44 16V17H43ZM155 16H157L156 14L154 15V21H155V23H154V25L156 26V25H159V26H156V31L157 32H155V33H157V34H153V31H150L152 34V36H151V38L153 39H156L155 40V42L157 43V45H158V47L160 48V49H162L163 51H165V55H166V53H167V55L168 56H170V57H168V56H166V57H168V59H167V61H166V64L169 62L170 64H173V65H170V66H173V68H177L176 66H179V67H181L182 66V68L183 69H186L187 70V73H189L190 71H192V73L190 74H188L187 75V77H189L190 79V81H186L185 83H186V85H188L189 84V86H190V89H189V91L187 90L186 91V93H182V94H180V93H177L175 90H174V88L172 87V84L170 83V74L167 72V71H165L164 70V68H163V66H161L160 64V66L159 67H157V68H155L154 69V71L153 70H151V72H149V74H148V72L146 71L145 72V75H146V73H147V75L145 76V81L147 82V83H151V86L152 87H150V84H148V88H149V97H147L148 95L146 94L145 96H140L139 98H136L135 96H134V93H131V91L132 92H135L134 90V88L132 89H129V90H127V91H124L123 89H125L126 90V88H121L122 90H120V93L121 94H124V95H122V100H120L119 102L118 101H116L117 103H115V102H113V101H109V100H111L112 98H109V96H108V98L106 97V101H105V103H102L101 102V104L100 103H98V105L95 103V102H92L91 103V101H90V104H89V102H88V100H87V104H86V102H85V105L87 106V107H89L91 110V112L86 108V106L84 105V112H85V108L89 111V112H85V114H84V118L85 119H87L86 118V114L88 113V119L86 120V122L84 121V124L86 125V126H88V127H90V129L88 128V132L92 135L91 136V138H90V141H89V136H87L86 137V139H88V140H84L83 139V137L81 136V135H79V133L77 134L78 136H76L75 135V133L73 134V133H71L69 130H68V132L70 133V137H71V143L73 144V146H75L74 144H76L77 143V146H78V144H79V142H77L80 138H81V141L80 142H83V144L82 143H80L82 146L80 147V146H78L79 148H82L83 147V145H85L83 148L84 149H86V150H84V149H79L78 147H77V149H79V153H80V157H81V160H82V162H83V164H84V166L86 167V173H85V175H88L89 177H88V179H90V177H91V181L89 180V182L87 181L88 179H87V177H82V175L83 174H81L80 172H77L76 171V169L74 168V167H76L75 166V163H73L72 164V158H70V147H68L67 149V151H65V150H63V151H61V147H62V144H61V147H60V145H58V147H56L55 145V148L53 149V145L52 144H60V143H58V138H56V135H54V134H56L57 133V131H56V123H60L61 121H62V119L58 116V115H55V114H53L52 112H51V108H50V106H51V104H50V106H49V104H48V106H49V108L46 106L47 104H45V105H42V104H44V102L43 101H39V103L37 102V100L35 101V102H37V103H35V104H37V106H39V107H37V110L36 111H34L33 112V110L34 109H36V105H34V101L31 99V98H28V96H26V95H24V100L26 101V103H28V102H30V103H28V104H26V103H24V104H26V105H23V104H19V105H21V106H19L20 107V109L21 110H24L23 112H27V116H30L31 118H33L32 119V121L34 120V119H36V120H34V122H32L31 121V119H30V121H31V123H34L33 125H34V128L37 130V131H39V129H40V134H41V132L42 133H44V134H46L48 137H50V135H51V137L48 139V140H51V141H45V142H48L50 145H52V146H48V149H47V147H43V146H45V145H42V149H44V151H45V154L47 153V155H45L44 154V156H46L45 158H46V160H48L49 159V157H51V160L52 159H55L54 161L52 160V162H51V160H49L48 162H51L50 164L51 165H46V169L44 168L43 170H44V172H43V174H42V171L43 170H40L39 171V169H37V166L34 164L33 165V163L35 162H30V160L31 161H33V158H32V150L30 149V148H32L30 145L31 144H28V142H26V139L28 140V135H27V133H26V131L25 130H23L22 128H23V124L20 122L21 120L19 119L20 118V116L18 115V114H16V118H12L13 116L15 117V115L12 113V111H11V113L9 112L10 110L8 109V111H7V108H5L4 109V106H2L1 107V105H0V114H1V116L3 115V120L0 122V127L2 126V127H4V125H2V123H3V121H5L4 120V118H7V119H11L10 120V122H9V120L8 121H5V123H6V127H4V128H7V125L9 124L10 125V127H13V123H14V125H16L17 126V121L16 120H19V123L21 124H19L18 123V127L17 128H19V129H17L15 126L13 127V130L15 131V128H16V131L18 130L19 131V133H18V131L15 133V132H13L11 129L12 128H10V131H7V130H9V128H7V129H4L3 128V131H2V127L0 128V130L2 131H0V134L2 133V136L0 135V139H2L0 142V148H2V149H0V156L1 157H3V158H1L0 159V167H1V165L3 164V165H5V166H3L2 165V167L4 168H2V170H6V171H8V172H10V173H8V174H6V172H4V171H2V170H0V174H1V176L3 175L2 173L4 172V174L7 176L8 175V177H6V176H2L3 178L5 177L6 179L8 178V180H9V183H11L12 181H13V183H14V185H15V188L13 189L14 191V193H16L17 194V190H19L18 191V193L19 192H21V193H19V194H22V195H19V194H17L18 195V197L16 196V198H14L15 196H13V204H14V202L15 201H18V202H15V207H17L18 208V213H20V215H21V213H22V217H24L25 216V218H28V219H32L31 217L29 218V217H27L25 214H27L26 212H28V208H30V204L29 203H31L32 204V202H33V207L35 208L36 206H38L37 208L39 209V210H37V211H41V214L43 215V217H46V218H48V219H46V218H43L44 219V221L42 220V215L40 214V217L39 218H41V221H43V223L40 221V220H37L38 219V216H36V213H35V210L36 209H34V211L33 212H31V213H29L28 212V216H32L34 213H35V217L33 218V220L35 219V218H37V219H35V224H33V220H26L25 221V223H24V219H22L21 220V216L19 215V214H17V212H16V210L17 209H15V214L13 213V215H17L15 218L13 217V215H12V217L14 218V220H12V223L14 222V223H16V224H14L13 223V226H16L18 223L20 224H18L16 227H13L12 229H8V231H5V230H7V229H0V231H2V234L0 235V240H2L3 239V241H4V243H3V241H1V243H0V245L2 246H0V248H1V253L0 254H2L1 255V260H0V264H1V262H3L2 264H4V261H5V263H7V261H8V263L7 264H15V263H17V264H22V262L24 261V264H32L33 262H34V260H35V262L33 263V264H35L36 263V260H37V258H39L37 261H38V264H42V259H44V257H45V259H44V261H43V263L45 262V264H47L46 263V261L47 260H49L50 261V259H51V263L50 264H58V262H59V264H63V262H67L68 264H73V261H74V264H77V262L76 261H78V257H80V255H81V257L83 258V256H84V259H85V257H89L90 256V254H91V258H89L91 261H92V263L94 262V264H96V262L95 261H97V264H109V263H113V264H121V262L123 263V264H126L127 262V264H141L142 262H143V258L146 256V259L148 260V263L149 264H157V261H158V259H157V256H158V254H154V252L156 251L157 252V250H158V247H159V245H158V243H159V237H160V231H159V229H161L160 227H158V226H150V225H147V224H144V223H146V221H148V219H149V212H147V211H149V208H148V205H150L149 207H160V210H161V214H162V212L164 213V211L166 212V216H165V218L167 219H170L169 218V215L170 214H172V213H174V214H172V217H173V215H174V220H173V218H171L170 219V221H174V222H172L173 224H174V227L175 228H177L178 227V229H182V227H184L185 225H187L188 226V228L187 229H189L190 228V226L192 225V227H194V228H190V229H193L194 231H197V233H196V236H195V238L196 239H194V241H196V240H198L199 238H200V236H202L203 234V236L205 237V231L206 232H211L212 231V233L213 232H219L220 234L219 235H221V232L219 231L220 229H217V228H219V227H222V225H224V221L223 220H226V218L224 219L223 217H225V216H227L228 214H226V215H224L225 214V212H226V210H225V207L227 208V205H226V201L224 202H222L221 203V205L220 204H217V201H216V198L213 196V195H211V193H208L207 192V189H205V187L204 186H208L207 184H208V181L206 182L205 181V183H202V181H201V183H202V185L200 186L199 184L200 183H194V182H200V179H199V181L197 180V178H196V175L194 176L193 174L195 173V172H197V170L195 171L194 169H197L196 167V162H195V158H194V154L192 153H190L191 151H190V149H189V147H190V144H191V146H195V144L194 145H192V141L193 140H191V138H190V140L188 139V141H187V139H186V141H185V139H183V138H180L179 137V134H184V133H187V130H188V133H187V135H189V137H190V135H191V137H192V135H194L193 136V138L195 139V134L191 131V129H193L194 130V128L195 127H197L198 125H201V123H202V121H204V119H205V116H207L206 117V121H204L203 123L207 126V124H206V122L208 121V120H210V118H211V120L212 121H220L219 120V118L220 117H223L226 113H228L229 111H231V109L233 110H235L237 107H235V106H238V107H241L242 106V104H241V106H240V101L238 100V102H236L235 103V101L237 100V99H240L241 98V96L240 97H238V96H233V97H231V92H230V94L229 93H226V92H229L227 89V87H229V89H230V85H229V83H228V86H227V83H226V81H225V79L227 80L228 79V81L229 82H232V81H237V79L238 78H236V76L234 75V71H232V72H230V73H232L233 75H231L230 73H229V71H228V69L227 68H229V66H227V61H225L224 60V58L223 57H225V58H228V57H226V56H229L230 55V53H229V51L230 52H237V49L235 48V47H232L231 46V48L233 49V51H231L232 49L229 47V46H224V47H226V48H224V47H222V48H224L223 49V51L225 52V53H228L227 55H225V54H223L220 50V53L217 51V49L215 50V49H210V51H209V53H207L206 51H203V53H204V55L205 56H203L202 57V59H204L205 61H206V59L208 60V59H210V60H212V61H214L213 59H215V63L213 62V64H212V62H211V65H214L215 64V66L213 67V68H215L216 66L217 67H220V68H222V66H224L225 64H226V68H224L223 67V69H218L217 67L215 68V69H218V73H219V75L217 76V75H215L214 76V74H211V75H213L215 78H214V80L212 79L213 78V76H209V78H208V75H210L209 73H208V75H206V77H204V75H205V70H203V73L202 72H200L199 73V71H198V64L200 63V62H198V61H200L201 59V56L199 55V48H197V46L199 45V44H201V43H205L206 41L205 40H203L202 39V33H200V30L202 29V26L201 27H199V26H197V28L196 29H199V30H194V33L193 34H195V32H197L196 34L198 35V37H197V35L195 34V35H191V33L193 32H191V33H188V34H186L187 36H188V38H185V37H187L186 35L184 36V35H182V32H176L177 30L175 29V27H171V28H169V26L168 25H166V24H164V26H168V27H165V28H163L161 25H163L162 23H160V22H162V21H160V20H158V19H156L155 18ZM19 17V16H18ZM152 17L150 18V19H152ZM244 17V18H245ZM22 18V19H21ZM44 18V19H43ZM49 18V19H48ZM52 18V19H51ZM158 18V17H157ZM243 18V19H244ZM245 18V21H248L247 19ZM4 19H5V21H6V23L4 22ZM8 19V20H7ZM40 19V20H39ZM153 19H152V21H153ZM158 21V22H156V20ZM14 20V21H13ZM25 20V21H24ZM29 20L32 22V24H29L30 22H29ZM168 20H170V18L168 19ZM151 21V22H152ZM244 21V20H243ZM250 21H248L249 23H250ZM18 22V23H17ZM20 22V23H19ZM263 22H264V20H263ZM262 22V23H263ZM5 23V24H4ZM16 23V24H15ZM21 23H23V24H21ZM26 23V25H28V26H24V24ZM37 23V24H36ZM20 24L22 25V30L24 31V32H22V30H21V27H19L20 26ZM50 26H49V25ZM153 24V23H152ZM161 24V25H160ZM174 24V23H173ZM172 24V25H173ZM246 24V23H245ZM261 24V23H260ZM259 24V27L261 26ZM11 25V26H10ZM31 25V26H30ZM66 28H65V30L66 29H68L67 28V24H63ZM175 25V24H174ZM9 27V28H11L12 27V29H13V31H11L9 28H7V27ZM24 26V27H23ZM36 26V27H37ZM49 26V27H48ZM64 26H63V29L61 28L62 26L60 25V29L62 30V32H64V34L67 36V35H70L71 36V34L73 33V31L76 33L77 31H75V29L73 30H71L70 31V25L68 26L69 27V29H68V31L66 30V31H64ZM1 27V28H2ZM26 27V28H25ZM28 27V28H27ZM30 27V28H29ZM158 27V28H157ZM161 27V28H160ZM262 27H264L263 25H262ZM7 28V29H6ZM32 28V29H31ZM43 28V29H42ZM48 28H50V29H48ZM169 28V29H168ZM201 28V29H200ZM9 29V30H8ZM18 29V31H16ZM28 29V30H27ZM36 29H38V28H36ZM36 29L34 30V32H36ZM161 29V30H160ZM162 29H163V31H162ZM167 31V29H168V31H167V33L165 32V30ZM171 29V30H170ZM173 29H174V31H173ZM10 31V33H8L7 34V32L6 31ZM15 30V31H14ZM20 30V31H19ZM158 30H160V33H159V31ZM27 31V32H26ZM44 31V32H43ZM162 31V32H161ZM173 33H172V32ZM17 32L19 33L18 35H17ZM66 32H68V34L66 33ZM201 32H202V30H201ZM3 33H5V35H3ZM13 33V34H12ZM16 33V34H15ZM22 33V35L21 36H24V39H26V40H28L29 39V42H28V44L30 43V45H28L30 48H31V50H28V49H30L29 47L27 48L26 46H25V48H20L19 50H18V53H17V51H16V49H18V46L17 45H21L20 43H18V42H20V41H22V37H20V34ZM26 33H27V36H26ZM75 33H73V37H71V39H70V36H67V39H70V40H65V41H71L73 38L75 39H79V36L77 37V36H75V35H79V33L77 32L76 34ZM163 33H166V34H163ZM169 33V34H168ZM181 33V35L183 36V37H181V35H179ZM199 33V34H198ZM9 34H11L12 36H9ZM14 34H15V36H14ZM168 34V35H167ZM171 34V35H170ZM183 34H185V33H183ZM6 35H8V36H6ZM17 35V36H16ZM45 35V37L46 36H48L47 34H44ZM156 35V36H155ZM166 35V36H165ZM14 36V37H13ZM161 36V37H160ZM173 36V37H172ZM194 36V37H193ZM3 37H4V39H3ZM5 37H7V38H9L10 39V37H11V40H8L7 38V40L8 41H10V45H8V42H7V40L5 39ZM13 37V38H12ZM17 37V38H16ZM18 37H20V38H18ZM33 39H32V38ZM69 37V38H68ZM164 37H165V39H164ZM177 37H178V39H177ZM181 37V38H180ZM193 37V38H192ZM198 39V43L196 42V38ZM200 37V38H199ZM163 40H162V39ZM183 38V39H182ZM15 39H17V42H16V40H15V43H17V44H15L13 41ZM19 39H21V40H19ZM76 39H75V42L73 41V43H79V40H77L76 41ZM174 39V40H173ZM199 39H200V41H199ZM3 40V41H2ZM31 40V41H30ZM195 40V41H194ZM5 41V43H3ZM32 41H33V43H32ZM36 41V40H35ZM64 41V40H63ZM173 41V42H172ZM178 41V42H177ZM180 41V42H179ZM194 41V42H193ZM12 42V43H11ZM160 42H162V43H160ZM176 42H177V44H176ZM185 42H187V43H189V44H187V43H185ZM6 43H7V46H6ZM15 44L14 46L16 47V48H14V46L12 45V44ZM71 43H72V41H71ZM197 43V45L196 46H194L195 44ZM31 44H32V46H31ZM161 44V45H160ZM173 44V45H172ZM5 45V46H4ZM34 45V46H33ZM163 45V46H162ZM166 45V46H165ZM171 46V48H170V46ZM175 45V46H174ZM193 45V46H192ZM202 45H204V44H202ZM11 46V48H13L15 51H8V49H9V47ZM22 46V45H21ZM179 46H181V47H179ZM184 46V47H183ZM5 47V48H4ZM6 47L8 48L7 49V51L5 50L6 49ZM35 49H34V48ZM64 47H66V48H64ZM162 47V48H161ZM199 47V46H198ZM212 47V46H211ZM219 47V46H218ZM217 47V48H218ZM11 48L9 49V50H11ZM26 48H27V50L29 51L28 53L26 52V54H25V52H24V50L26 51ZM68 48V49H67ZM173 48V49H172ZM189 48H191L192 50H195V48H197L196 49V51H192L191 49H189ZM230 49L228 52H227V49ZM69 49H71V48H69L68 46H64V45H62V47H59L58 48V50H59V52H61V54L63 53V52H67ZM166 49V50H165ZM168 49V50H167ZM171 49V50H170ZM175 49V50H174ZM178 49V50H177ZM184 49V50H183ZM188 49V50H187ZM219 49V48H218ZM22 51V53H20L19 51ZM38 50L39 51H41V48H38ZM61 50V51H60ZM64 50H67V51H64ZM104 50V49H103ZM191 50V51H190ZM4 51H6L8 54L6 55V52L4 53ZM170 51H172V52H170ZM186 51H188V53L186 52ZM212 51H214V53L212 52ZM261 51L262 50H260L258 53L262 56V57H264V51H262V53H261ZM16 52V53H15ZM183 53V55H182V53ZM191 52V53H190ZM210 52H212V56H214L213 58H209V56H208V54H210ZM217 52H218V56H217ZM234 52V53H235ZM29 53H30V57H32V58H28V56H29ZM36 53V52H35ZM171 53V54H170ZM180 54V55H177V54ZM16 54V55H15ZM23 54V55H22ZM28 54V55H27ZM34 54V55H33ZM185 54V55H184ZM191 54H193V55H191ZM214 54H216V55H214ZM219 54H221L220 56H219ZM101 56H102V58L105 56V55H103L102 53L100 54ZM176 55H177V57H176ZM207 55V56H206ZM260 55H258V56H260ZM17 56V57H16ZM26 56V57H25ZM62 56H63V54H62ZM184 56H190V57H185V58H187V59H190V60H187V59H185L184 58ZM9 57V58H8ZM36 57H37V59H36ZM172 57V58H171ZM195 57H197V58H195ZM207 57V58H206ZM217 57H218V61H217ZM176 58V59H175ZM180 58H182V59H180ZM200 60H199V59ZM220 58L222 59L223 58V60H220ZM33 59H35L34 61H33ZM72 59V58H71ZM180 59V60H179ZM187 60L186 61V63H185V60ZM196 59V60H195ZM191 60H193L192 62H189V61H191ZM219 60L220 61H222L221 62V64L220 63H216V62H219ZM8 61V62H7ZM19 61H20V58H19ZM57 63L58 64H60V65H62L61 63H59L60 61L57 59ZM197 61V62H196ZM28 62H26V63H28ZM34 62H35V64H34ZM172 62V63H171ZM176 64H175V63ZM188 62L190 63V64H188ZM194 62L196 63V64H194ZM201 62H202V60H201ZM38 65H37V64ZM78 63V62H77ZM168 63V64H169ZM177 63L178 64H181V65H177ZM184 63L185 64H188V65H186V66H188L187 68H186V66L184 65ZM192 63L195 65L194 67H193V65H192ZM206 63H207V61H206ZM223 63H225L224 65H223ZM19 64V66L21 67V65ZM58 64H56L55 66L56 67H60ZM34 65V67H32ZM192 65V67H193V69L192 70H190V68H192V67H190V66ZM63 66V65H62ZM61 66V67H62ZM104 66H105V63H104ZM190 67V68H189ZM196 67V68H195ZM29 68H27V69H29ZM106 68H107V66H106ZM109 68H111V67H109ZM158 68H162L161 70L160 69H158ZM188 68H189V70H188ZM113 69V68H112ZM157 69V70H156ZM174 69V70H175ZM179 69V68H178ZM178 69H176V70H178ZM181 69V68H180ZM180 69H179V71H180ZM195 69V70H194ZM226 69H227V71H226ZM156 70V71H155ZM173 70V71H174ZM175 70V71H176ZM225 70V72H224V75H225V73L228 75H230V76H232V77H234V78H230V76L228 75V76H226L225 78H224V75H223V77L221 76L222 75V73H223V71ZM110 70H107V73L109 72ZM150 71V70H149ZM189 71V72H188ZM217 70H215V72H216ZM72 72H79V70L77 71V70H75V71H72ZM154 73V75H153V73ZM166 72V73H165ZM195 72V73H194ZM152 74V76H151V78H150V76L149 75H151ZM166 75H165V74ZM78 74V73H77ZM184 74V73H183ZM186 74V73H185ZM207 74V73H206ZM221 74V75H220ZM168 75V76H167ZM191 75V76H190ZM194 75H195V77H194ZM200 75H203V77L205 78V79H207V80H204L203 79V77L202 76H200ZM154 76V77H153ZM200 76V77H199ZM216 76L218 77V80L216 79ZM146 77H147V79H146ZM165 79H164V78ZM184 77V76H183ZM199 77V78H198ZM212 77V78H211ZM220 77L222 78V79H220ZM230 78V80H229V78ZM148 78H150L151 80H149ZM191 78H193V80L195 79V81H193ZM200 78H202V79H200ZM224 78V79H223ZM198 79V80H197ZM208 79H210V80H208ZM215 79H216V81H215ZM153 80V81H152ZM157 81V83L155 82V81ZM166 80V81H165ZM196 80H197V82H196ZM203 80V82H201L200 83V81H202ZM213 80V81H212ZM222 80V81H221ZM239 80V79H238ZM149 81V82H148ZM199 81V82H198ZM82 83L83 82H85L84 80L83 81H81ZM145 82V83H146ZM191 82V83H190ZM193 82H194V84H193ZM206 82V83H205ZM214 82V83H213ZM216 82L218 83L219 82V84H217L216 85V87H215V84H216ZM225 82V83H224ZM146 83V84H147ZM201 84V86H200V84ZM211 83V84H210ZM220 83H223L222 85H220ZM160 84V85H159ZM203 84H205V85H203ZM212 84H214L213 86H211ZM157 85H159V86H157ZM164 85V86H163ZM198 86V89H197V86ZM208 85V86H207ZM219 85V86H218ZM170 86V87H169ZM202 86H205V87H202ZM224 86H226L225 88V91L226 92H224L223 90V88H224ZM155 87V88H154ZM159 87V88H158ZM163 87H165V88H163ZM195 87V88H194ZM200 87V88H199ZM211 87H214L215 89H218V87H219V89H220V87H221V89L220 90H218V92H216V90H214L213 91V88H211ZM201 88H203V91H201L200 92V90H202ZM208 88H210L209 90H212V91H206ZM112 89L113 88H111V90L109 91V90H106V91H109V92H113L112 91ZM153 89V90H152ZM163 89V90H162ZM159 90V91H158ZM165 90H166V92H165ZM169 90V91H168ZM175 92H174V91ZM191 90H192V92H191ZM195 90V91H194ZM198 90V91H197ZM206 91V93H205V91ZM152 91V92H151ZM154 91H156V92H154ZM161 91H162V93H161ZM164 91V92H163ZM219 91H220V93H222V94H224L225 93V95H221L222 96V98H220L221 96H220V94H219ZM223 91V92H222ZM115 92V91H114ZM210 92V93H209ZM216 92V93H215ZM127 93H131V94H133V95H131V94H127ZM163 93H164V95H163ZM171 93V94H170ZM199 93H201V95L199 94ZM21 94H23V93H21ZM45 93H43V95H44ZM153 94V95H152ZM187 94H191V96L189 97ZM194 94H195V96L197 97L198 96V100H197V98H195V96H194ZM197 94V95H196ZM204 94H206V95H204ZM211 96H210V95ZM212 94L214 95V94H218V95H214V96H212ZM227 94V95H226ZM156 95V96H155ZM171 95H173V98H172V96ZM178 95V96H177ZM204 95V96H203ZM230 95V96H229ZM46 96V95H45ZM124 96V97H123ZM129 98H128V97ZM152 96H154V97H152ZM184 96V97H183ZM192 96H194V97H192ZM200 96H203V97H200ZM206 96V97H205ZM216 96V97H215ZM217 96H219V98L217 97ZM225 96H227V98H225ZM127 97V99L125 100L124 98H126ZM130 97H132L131 99H130ZM135 97V98H134ZM146 97H147V99H146ZM180 97V98H179ZM201 99H200V98ZM205 97V98H204ZM207 97H209L208 99H207ZM229 97H230V99H229ZM142 99V101H141V99ZM144 98V99H143ZM158 98V99H157ZM165 99V100H162V99ZM167 98V99H166ZM179 98V99H178ZM194 98H195V100L197 101H195L194 100ZM212 98V100H210L211 101V103L209 102V99H211ZM215 98H217V99H215ZM235 98V100L234 101H232L233 99ZM243 98V97H242ZM241 98V99H242ZM28 99V100H27ZM109 99V100H108ZM147 101H146V100ZM172 99V100H171ZM178 99V100H177ZM191 99V100H190ZM193 99V100H192ZM203 99V100H202ZM206 99H207V101H206ZM213 99H215V100H213ZM219 99V100H218ZM226 99H227V101L228 100H230L231 101V103L229 102H227L226 101ZM31 100H32V102H31ZM126 101V103L128 104V106H130L131 108H129L128 106H126L127 104L126 103H123L124 101ZM143 100H145V101H143ZM152 100H155V101H152ZM223 100H224V104H221V103H223ZM136 101V102H135ZM150 101V102H149ZM157 101H159L158 103H157ZM167 101V102H166ZM169 101H170V104H169ZM185 101V102H184ZM200 101H203V103H201ZM220 101V102H219ZM225 101L227 102V103H225ZM41 102V103H40ZM120 102H122L123 104H120ZM142 102V103H141ZM147 102H149V103H147ZM163 102H165V103H163ZM177 102V103H176ZM201 104H200V103ZM207 102V103H206ZM209 102V103H208ZM216 102H217V104H216ZM233 102V103H232ZM108 103V104H107ZM115 103V104H114ZM134 105H133V104ZM144 103V104H143ZM156 103V104H155ZM163 103V104H162ZM215 103V104H214ZM221 105H220V104ZM235 103V104H234ZM30 104V105H29ZM39 104V105H38ZM91 104H92V106H91ZM95 104V105H94ZM112 104V105H111ZM117 104H118V106H120L119 108H118V106H117ZM143 104V105H142ZM164 104H169V106L167 105H164ZM184 104V105H183ZM210 104H212V105H210ZM227 104V105H226ZM97 105V106H96ZM111 105V106H110ZM115 105V106H114ZM124 107H123V106ZM201 105H203L204 107H205V109H206V111H204V112H208V113H205L204 114V112H202L201 110H202V106ZM206 105V106H205ZM209 105V106H208ZM219 105V106H218ZM229 105V106H228ZM232 107H231V106ZM234 105V106H233ZM25 107V108H22V107ZM27 106H29V109L27 108ZM43 108H45V106L47 107V108H45V109H43ZM99 106V107H98ZM117 106V107H116ZM126 106V107H125ZM155 108H154V107ZM163 106V107H162ZM173 106V107H172ZM197 106V107H196ZM201 106V107H200ZM209 107V108H206V107ZM222 106V107H221ZM227 106H228V108H227ZM33 107H35V108H33ZM40 107H41V109L44 111H46V109L48 110L49 109V111L48 112H43L41 109H40ZM94 107H95V109H94ZM165 107H166V109H165ZM171 107V108H170ZM216 107H218V108H216ZM231 107V108H230ZM234 107V108H233ZM39 108V109H38ZM56 107L53 105V108H52V110L54 111V109H55ZM107 108V109H106ZM115 108V109H114ZM122 108V109H121ZM125 108V109H124ZM130 110H129V109ZM134 108V110H132V112H131V109H133ZM139 108V109H138ZM182 108H183V110H182ZM191 108V109H190ZM195 108V109H194ZM201 108V110H199ZM215 108V109H214ZM230 108V109H229ZM4 111H3V110ZM117 109L118 110H120V111H117ZM136 109V110H135ZM164 109V110H163ZM193 109V110H192ZM196 109H197V111H196ZM208 109V110H207ZM226 109V110H225ZM229 109V110H228ZM6 110V111H5ZM29 110L32 112H29ZM41 110V111H40ZM57 109H55V111H56ZM95 110V111H94ZM159 110H160V112H159ZM173 110H176V112L174 111L173 112ZM180 110V111H179ZM203 110H204V108H203ZM220 110H222V112H220L219 113V111ZM228 110V112H226ZM38 111V112H37ZM103 111V112H102ZM108 111H110V112H108ZM115 111V112H114ZM122 111V112H121ZM142 111H144L146 114H144V112L142 113ZM163 111V112H162ZM226 112V113H224V112ZM6 112V113H5ZM8 112H9V114H8ZM26 112H25V114H26ZM42 112V113H41ZM50 112V113H49ZM56 112H58V110L56 111ZM94 112H95V114H94ZM100 112V113H99ZM114 112V113H113ZM118 112V113H117ZM126 112H128V113H126ZM133 112H135V113H133ZM139 112H141V113H139ZM153 112V113H152ZM188 112V113H187ZM192 112V113H191ZM216 112V113H215ZM30 113V114H29ZM34 113H35V115H34ZM36 113H38L37 115H36ZM41 113V114H40ZM107 113V115L105 116V114ZM151 114V116H150V114ZM163 113V114H162ZM173 113V114H172ZM213 113V114H212ZM10 114H11V116H10ZM33 114V115H32ZM43 114V115H42ZM46 114H48V115H46ZM53 116V118H52V116ZM97 114H101L100 116H98ZM103 114H104V116H103ZM111 114V115H110ZM117 114H119V115H117ZM167 114V115H166ZM183 114H187V115H183ZM195 114H197L196 115V117H195ZM216 115V117H215V115ZM221 114V115H220ZM13 115V116H12ZM39 115H41V116H39ZM86 115V116H85ZM90 115H91V117H90ZM115 115V116H114ZM124 115H125V117H124ZM136 115V116H135ZM181 115V116H180ZM209 115V116H208ZM211 115V116H210ZM1 116H0V120L2 119L1 118ZM6 116H8V117H6ZM34 116L36 117V118H34ZM39 116V117H38ZM43 116H46L47 118H45V117H43ZM139 116V117H138ZM161 116V117H160ZM199 116V117H198ZM217 116L219 117L218 119H217ZM29 117V118H30ZM42 119H41V118ZM49 117H51L52 118V120H49ZM55 117V118H54ZM98 117V119H95V118H97ZM100 117V118H99ZM109 117V118H108ZM111 117V118H110ZM120 119H119V118ZM132 117V119H130ZM142 117H144V118H142ZM146 117H147V119H146ZM151 117V118H150ZM180 117V118H179ZM182 117V118H181ZM202 117L204 118V119H202ZM215 119H214V118ZM18 118V119H17ZM39 118V119H38ZM45 118V119H44ZM61 120H60V119ZM90 118V119H89ZM134 118V119H133ZM155 118V119H154ZM6 119V120H7ZM12 119H13V122H12ZM16 119V120H15ZM44 119V120H43ZM59 119V120H58ZM93 119H95V120H93ZM122 119H124V120H122ZM130 119V120H129ZM171 119V120H170ZM174 119V120H173ZM177 119V120H176ZM182 119V120H181ZM222 119V118H221ZM55 120V121H54ZM91 120V121H90ZM122 120V121H121ZM126 120V121H125ZM129 120V121H128ZM132 120H134V121H132ZM140 120V121H139ZM151 120H153V121H151ZM200 120V122H198ZM37 121H38V123H37ZM47 122L48 124L49 123H51V121H52V123L50 124V125H47V123H45V122ZM57 121V122H56ZM123 122V123H121V122ZM137 121V122H136ZM143 121V122H142ZM150 121H151V123H150ZM157 121V122H156ZM160 121V122H159ZM9 122V123H8ZM12 122V123H11ZM16 122V123H15ZM40 122V123H39ZM43 122H44V124H45V126H44V124H43ZM56 122V123H55ZM106 122H108V123H106ZM113 122V123H112ZM120 122V123H119ZM126 122V123H125ZM147 122H149V124L147 123ZM155 124H154V123ZM159 122V123H158ZM181 122V123H180ZM193 122V123H192ZM92 123H93V125H96L97 127H94L93 125H92ZM97 123V124H96ZM101 123H103L102 125H101ZM128 123V124H127ZM147 123V124H146ZM153 123V124H152ZM176 123V124H175ZM196 123V126L194 125ZM208 123V122H207ZM137 124H138V126H137ZM143 124V125H142ZM151 124V125H150ZM198 124V125H197ZM8 125V126H9ZM39 125L41 126L40 128H39ZM100 126V128H99V126ZM115 125H117V126H115ZM132 125V126H131ZM135 125V126H134ZM140 125V126H139ZM21 126H22V128H21ZM53 126V127H52ZM85 126V128L87 129V127ZM107 126V127H106ZM110 126V128H108ZM112 126H113V128H112ZM127 126H128V128H127ZM131 128H130V127ZM157 126H159V128L160 127H162V128H160V130H159V128L157 127ZM192 126H195L194 128H192ZM43 127V128H42ZM102 127H104V128H106L107 130H105V129H103ZM125 127V128H124ZM135 127V128H134ZM141 127V128H140ZM154 127V128H153ZM157 127V128H156ZM208 127V126H207ZM206 127V128H207ZM50 128V129H49ZM94 130H92V129ZM96 128V129H95ZM117 128V129H116ZM22 129V130H21ZM42 129H44V130H42ZM72 129V128H71ZM98 129V130H97ZM100 129V130H99ZM111 129V130H110ZM137 129V130H136ZM148 129V130H147ZM169 129H170V131H169ZM183 129V130H182ZM4 130H6V131H4ZM49 130H53V131H51L52 133L51 134H49ZM55 130V131H54ZM72 130H75L74 128L72 129ZM127 130V131H126ZM134 130H135V132H134ZM138 130H139V133H138ZM172 130V131H171ZM93 131V132H92ZM100 131H101V133H100ZM137 131V132H136ZM191 131V132H190ZM4 132V133H3ZM7 132V133H6ZM12 132V133H11ZM22 132H25L26 134H23L24 136H22ZM116 132V133H115ZM118 132V133H117ZM120 132V133H119ZM192 133V134H190V133ZM12 135H11V134ZM13 133H14V135H16V136H13ZM54 133V134H53ZM93 133V134H92ZM98 133V134H97ZM143 133V134H142ZM147 133V134H146ZM154 134V136L151 138V134ZM177 133V134H176ZM4 134V135H3ZM7 136H9V137H7ZM8 134H10V135H8ZM17 134H21V138H20V136L19 135H17ZM52 134H53V136H52ZM100 134V138L101 139H99V135ZM25 135H26V138H25ZM75 135V136H74ZM117 135H119V136H117ZM126 135V136H125ZM132 135V136H131ZM137 135H139V136H137ZM156 135V136H155ZM80 136V137H79ZM117 136V137H116ZM135 136V137H134ZM150 136V137H149ZM181 136V135H180ZM9 139V138H11L13 141H11V139L10 140H8L7 138ZM17 138L16 139V142H15V139H13V138ZM23 137V138H22ZM53 137V138H52ZM94 137V138H93ZM97 139H96V138ZM113 137V138H112ZM115 137V138H114ZM122 137V138H121ZM140 137V138H139ZM144 139H142V138ZM148 139H147V138ZM4 138V139H3ZM55 138V140H53ZM76 138V140L74 141V139ZM79 138V139H78ZM119 138V139H118ZM165 140H164V139ZM23 140V141H21V142H23V143H21L20 142V140ZM78 139V140H77ZM96 139V140H95ZM118 141H117V140ZM135 139V140H134ZM142 141H140V140ZM149 139H151V140H149ZM47 140V139H46ZM91 140H93V141H91ZM105 140V141H104ZM110 141V143H109V141ZM115 140V141H114ZM129 140V141H128ZM154 140V141H153ZM163 140V141H162ZM176 140V141H175ZM6 141H7V144H5L6 143ZM9 141H10V143H9ZM18 141V142H17ZM53 141V142H52ZM57 141V142H56ZM74 141V142H73ZM86 141H88V142H86ZM140 141V142H139ZM146 141V142H145ZM160 141V142H159ZM180 141H183L182 143H180ZM12 142H14V143H12ZM21 144H20V143ZM76 142V143H75ZM85 142V143H84ZM95 142V143H94ZM100 142V143H99ZM125 142L127 143V144H125ZM131 142V143H130ZM138 144H137V143ZM154 142V143H153ZM158 142V143H157ZM165 142H167V144H168V146L164 143ZM186 142V143H185ZM2 143H4L5 145H8L7 147L6 146H4V144H2ZM19 143V144H18ZM24 143H26V144H24ZM52 143V144H51ZM125 145H124V144ZM144 143V144H143ZM159 143H160V145H159ZM162 143V144H161ZM178 145V147H176V145ZM11 146H10V145ZM79 144V145H80ZM88 144H89V146H88ZM93 144H94V146H93ZM97 144V145H96ZM110 144V145H109ZM137 144V145H136ZM155 144H157V146L155 145ZM174 144V145H173ZM181 144V145H180ZM188 144V146H186ZM16 146V148H15V146ZM21 145V146H20ZM26 145H28L30 148H28L29 150H30V152H28L27 153V148H26ZM87 145V146H86ZM104 145V146H103ZM146 145V146H145ZM18 146V147H17ZM23 146V147H22ZM27 146V147H28ZM69 146V145H68ZM90 146L92 147V148H94L96 151H97V149H99V151L98 152H102L103 154H100V153H98V155L100 154V156H99V158L98 157H96L97 159H99V162H98V160L96 159V158H94L95 156H97V155H91V150H90ZM97 148H96V147ZM100 146V147H99ZM172 148H171V147ZM13 147V148H12ZM21 147H22V149L23 148H25V150H22L21 151ZM101 147H103V148H101ZM129 147H131V148H129ZM152 147V148H151ZM170 147V148H169ZM175 147V148H174ZM185 149H184V148ZM3 148H4V150H3ZM8 150V151H10L11 153H9L8 151H6V149ZM17 149L18 150V152L15 150V149ZM51 148L53 149V151L52 152H54V156H53V153L51 152ZM110 148V149H109ZM112 148V149H111ZM127 150H126V149ZM147 148H149L150 150H146ZM165 148V149H164ZM187 148V149H186ZM58 149V150H57ZM102 149V150H101ZM118 149H120L121 150V152H119L118 151ZM123 149L124 150H126V151H123ZM128 149H132V151L130 150V151H128ZM157 149V150H156ZM159 149V150H158ZM170 149H171V151H170ZM3 150V151H2ZM14 151V153L12 152V151ZM46 150H49L48 152H50V153H48ZM89 150V151H88ZM133 150H134V152H133ZM139 150H140V152H139ZM183 150V151H182ZM186 150H187V152H188V150H189V152H188V154L186 155ZM84 151V152H83ZM85 151H88V153L87 152H85ZM155 151V152H154ZM174 151V152H173ZM180 151V152H179ZM8 152V153H7ZM22 152L24 153V154H22ZM56 152V153H55ZM89 152H90V154H89ZM110 152V153H109ZM119 152V153H118ZM126 152V153H125ZM131 152V153H130ZM136 152V153H135ZM164 152H165V154H164ZM175 153V154H173V153ZM177 152V153H176ZM179 152V153H178ZM3 153H4V155H3ZM6 153V154H5ZM30 153V155L31 156H29L28 154ZM82 153V154H81ZM116 153V154H115ZM143 153V154H142ZM148 155H147V154ZM10 154V156H8ZM18 154H19V157H18ZM25 154H26V157H25ZM51 154V155H50ZM55 154H56V156L58 157L59 155H60V159H61V162H60V159L59 158H57V157H55ZM61 154H65L64 156H63V158H61ZM84 154H85V156H84ZM89 154V155H88ZM105 154V155H104ZM109 154V155H108ZM130 154V155H129ZM147 156H146V155ZM176 154L180 157L181 155V157L179 158V157H177L176 156ZM183 154H184V156L186 155L188 158H190V160L189 159H187V157L185 156H183ZM3 155V156H2ZM104 155V156H103ZM108 155V156H107ZM111 155V156H110ZM117 155V156H116ZM124 155V156H123ZM16 156V157H15ZM20 156H21V158L22 159H24L25 161H26V158L28 157L29 158V160L27 159V161H29L28 162V164L30 165V173L28 172V170H29V168H27V172H25V173H23L22 174V168L19 166L20 165V163H19V158H20ZM48 156V157H47ZM55 157V158H53V157ZM91 157V159H90V157ZM101 156L103 157V161L101 160ZM107 156V157H106ZM174 156H176V157H174ZM190 156V157H189ZM191 156H192V158L194 159V162H195V166L196 167H193L192 166V162H193V160L191 159ZM6 157V159H4ZM10 157V158H9ZM13 157V160H15V161H13L11 158ZM18 157V158H17ZM24 157V158H23ZM32 159H31V158ZM85 157V158H84ZM88 157V158H87ZM92 157L94 158V159H96L94 162L92 161V163H91V160H94V159H92ZM105 157H106V159H105ZM109 157V158H108ZM118 158V161L120 162V163H118V161H117V159L116 158ZM139 157V158H138ZM172 157H174V158H172ZM184 157V158H183ZM83 158H84V160H83ZM87 158V159H86ZM113 158V159H112ZM134 158V159H133ZM148 158H150V159H152L151 161H150V159H149V162H148ZM185 158L187 159V163L189 162V161H192V162H190V164L188 165L187 163H186V160H185ZM58 159V160H57ZM85 159H86V161H88V163L91 165L92 164V166H90L89 164H87V166H86V161H85ZM105 159V160H104ZM116 159V160H115ZM124 159V160H123ZM130 159V160H129ZM172 159H173V161H172ZM183 159V160H182ZM4 160H6L5 162H4ZM11 160V161H10ZM45 160V162L46 163H48L47 161ZM65 160H67V161H65ZM90 160V161H89ZM108 161L109 162V160H111V162L112 161H115V162H117L116 163V166L117 165H119L120 167H118V172H119V174L120 173H123V170H125L124 171V174H125V178H127L128 177V180L126 179V181H128L129 182V185H130V187L131 186H133L134 185V190H137L138 188H139V190L138 191H136L137 193H138V195H140V199H142V200H140V201H138V200H136V202H137V206H139V207H137L136 206V203L135 202H133V201H135V199H133V198H135L134 197V195L132 194V188L133 187H126V185L125 184H119L120 182L119 181H115V178H119V175H118V172H117V174L115 175H113L112 173L110 174V176H109V178H108V175L109 174H107V172H108V169H107V167H110V164L109 163H105L104 161ZM126 160V161H125ZM181 160H182V162H181ZM59 161V162H58ZM70 161H72V162H70ZM98 163H97V162ZM128 161V162H127ZM7 162V163H6ZM9 162V163H8ZM11 162H12V165H11ZM85 162V163H84ZM101 162H104L103 164L101 163ZM114 162V163H115ZM139 162V163H138ZM151 162V163H150ZM166 162V163H165ZM171 162H173L172 164H171ZM179 162V163H178ZM180 162H181V165H180ZM184 162V163H183ZM213 162V161H212ZM5 163V164H4ZM16 163H18L17 165H16ZM36 163V162H35ZM54 163H55V165H54ZM122 163V164H121ZM126 163V164H125ZM132 163V164H131ZM168 163V164H167ZM177 163V164H176ZM186 163V164H185ZM13 164H15V165H13ZM37 164V163H36ZM49 164V163H48ZM95 164H102V165H100V167L99 166H97V165H95ZM104 164H106V165H104ZM129 164V165H128ZM154 164V165H153ZM209 164H211V163H209ZM214 164V163H213ZM218 164V163H217ZM8 165V166H7ZM11 165V168L10 169H6V168H9V166ZM35 167L36 169H34L33 167ZM66 165V166H65ZM69 165H70V169L71 170H69ZM74 165V166H73ZM128 165V166H127ZM151 165V166H150ZM167 165V166H166ZM180 165V166H179ZM193 165H194V163H193ZM12 166H13V168H12ZM67 166H68V168H67ZM102 166V167H101ZM105 166H107V167H105ZM121 166H122V168H121ZM188 166H191V167H188ZM211 166V165H210ZM20 167V168H19ZM66 169L65 171L63 170L64 168ZM72 167H73V170H72ZM89 167V168H88ZM125 167H127V168H125ZM133 167H135V168H133ZM155 167V168H154ZM170 167V168H169ZM179 167H181V168H179ZM182 167H184V168H182ZM15 168H16V170H15ZM18 168V169H17ZM57 168V169H56ZM59 168V169H58ZM91 168H92V170H91ZM94 168H96V170L97 171H95L94 172ZM100 168L102 169L101 171H100ZM179 170L178 172H180V173H177V169ZM188 168V169H187ZM192 168V169H191ZM194 168V169H193ZM209 168H211V170H213V168H212V166L211 167H209ZM14 170V172H11V171H13ZM32 169V170H31ZM56 169V170H55ZM110 169V168H109ZM122 169V170H121ZM176 169V170H175ZM185 169V170H184ZM19 171V173H18V171ZM34 170L36 171V173H37V178H38V176L40 175V177H41V179L43 178V176L42 175H44V173H45V177L41 180V182H39V180L38 179H40V178H36V173L34 172ZM55 170V171H54ZM76 172H75V171ZM91 170V171H90ZM170 170V171H169ZM15 171L17 172L16 174H18V176H16L15 175ZM47 171H49L48 173H47ZM55 172V175H54V172ZM68 171V172H67ZM71 171V172H70ZM99 171V174L97 173ZM182 171H183V173H182ZM34 172V174H32L33 176H31L30 177V175H31V173H33ZM57 172V173H56ZM71 174H70V173ZM89 172H90V174H89ZM101 172H106L105 174H103L102 175V173ZM127 172V173H126ZM172 172V173H171ZM188 172V173H187ZM222 172V171H221ZM13 173V174H12ZM61 173V174H60ZM67 173H69V174H67ZM74 173H76L75 175H73ZM77 173H80L78 176H80L79 177V179L77 178ZM83 173V172H82ZM96 175H95V174ZM108 173H110V171L108 172ZM152 173V174H151ZM178 175H177V174ZM182 173V174H181ZM30 174V175H29ZM39 174V175H38ZM98 174V175H97ZM123 174V175H124ZM128 174V175H127ZM174 174V175H173ZM176 174V175H175ZM191 174L194 176V178H195V180H194V178H192L193 180H194V182H193V180L191 179ZM221 174V173H220ZM10 175V176H9ZM15 176V178H13V180H12V177H14ZM22 175H25V176H23L22 177ZM47 175V176H46ZM49 175V176H48ZM51 175L52 176H54V177H56V179H58V180H61L62 178H64L65 180H69V178L71 179V181L72 182H78L79 184H82V186L80 185V188H81V190H80V188H75V190L74 189H71V188H68L67 189V187H62V188H66L65 189V191H67L66 193L67 194H72L71 196H68V197H71L70 198V202L69 203H67L68 205L66 206L67 208H66V211L67 212H64V210H62V207H61V205L59 204V206H58V202L56 201V198L55 197H53L52 198V196H49V191H48V188H49V186H50V181H52V182H54V180H56L54 177H51ZM58 175H60V176H62V178L60 177H58ZM66 175V176H65ZM100 175V177L101 176H103V177H101V178H99L98 176ZM114 176V177H111V176ZM122 175V176H123ZM168 175V176H167ZM186 175V176H185ZM12 176V177H11ZM156 176V177H155ZM184 176H185V178H184ZM9 177H11L10 179H9ZM21 177V178H20ZM26 177V178H25ZM49 177H51V178H49ZM106 177H107V180H102V179H106ZM112 178V180H114V185L118 182V185H117V187H119V188H117L116 187V185L114 186V190L116 191V188H117V192H118V190L120 191V192H118V193H122L121 195L120 194H118L117 192H114V190H112L115 194H113V192H112V197H114V198H116V199H114L113 198V200L114 201H117L119 204H117V202H114V201H111V199H109V203H110V201H111V203H110V206L113 208L112 209V213L113 212H115V214L113 213V214H111V216H112V218H114L115 217V215H117L116 217H115V221L113 220L112 221V226H110V227H107V224L105 223V220L102 218V216L99 218V216L101 215V214H99L100 213V211L97 209L99 206H97L98 204H99V200L97 201V199H98V191H100V190H98L97 191V189H99L101 186H103L104 185V183H105V186H107L106 185V181H107V183H108V181L109 180H111V178ZM163 177V178H162ZM174 177H176V178H174ZM188 178V180H187V178ZM209 176H206V179L205 180H208L209 178H208ZM4 178V179H5ZM28 178V179H27ZM36 178V179H35ZM53 178V179H52ZM66 178H68V179H66ZM76 180H74V179ZM79 180H77V179ZM94 178H96V182L94 183L93 182V179ZM98 178V179H97ZM178 178V179H177ZM184 178V179H183ZM16 181H15V180ZM21 179H22V181H21ZM28 180L27 181V185L25 184L26 183V180ZM30 179V180H29ZM45 179H46V181H45ZM50 179H52V180H49ZM140 179V180H139ZM171 179V180H170ZM181 179V182H179V180ZM12 180V181H11ZM18 180V181H17ZM36 180V181H35ZM117 180V179H116ZM142 180V181H141ZM211 180V179H210ZM7 181V180H6ZM11 181V182H10ZM23 182V184H25V185H22V186H25L24 188L21 186V188H23V189H25L26 188V186L28 187V186H32L33 188L35 187V185H38L37 186V188L38 189H36V188H34L35 190H36V192L38 193V195L40 196V198L42 197V198H45L46 196H48V198H45L44 200H42L43 202H41V203H43L42 204V206L44 205V201H45V203L47 204H45L43 207L41 206V204L39 203L40 201H41V199L39 198V197H37V193L34 195V193H31L30 191H32V192H35L34 190H33V188H32V190H31V188L30 187H28V188H30V190L28 189V188H26L24 191H23V189L21 190V189H19L18 187L19 186H17V184L19 185V183L20 182ZM44 181V182H43ZM47 181H49V182H47ZM133 181V182H132ZM168 181V182H167ZM186 181V182H185ZM15 182H17V184L15 183ZM33 182H34V184H33ZM43 182V184L45 185V187H44V185L43 184H40V183H42ZM45 182H46V184H45ZM84 182V183H83ZM102 182V183H101ZM134 182H136V184L134 183ZM142 182V183H141ZM167 182V183H166ZM170 182V184H168ZM177 182V183H176ZM191 182V183H190ZM192 182L194 183V184H192ZM8 183V182H7ZM28 183H29V185H28ZM35 183H37V184H35ZM48 183V184H47ZM86 183V184H85ZM90 183V184H89ZM92 183H94V185L95 186H93V184ZM99 184V185H97V184ZM101 183V184H100ZM133 183V184H132ZM138 183V184H137ZM148 183V184H147ZM183 183V184H182ZM191 184V186H190V184ZM33 184V185H32ZM89 184V185H88ZM92 184V185H91ZM140 184V185H139ZM177 184V185H176ZM179 184H180V186H179ZM187 184V185H186ZM204 184V185H203ZM88 185V186H87ZM97 185V186H96ZM120 185V186H119ZM124 185H125V187H124ZM166 185H167V187H166ZM190 187H189V186ZM198 187V185H199V187H200V190L199 191H201V192H198L197 190H198V188L196 187V186ZM42 186L45 188V189H43L42 188ZM93 186V189L95 188V191L93 190L92 191V187ZM121 186H123V187H121ZM135 186H138V187H136L135 188ZM170 186V187H169ZM203 186V188L205 189H203V191H206L207 193H204V194H208V195H206V196H203L204 197V199H203V197L200 195V194H202L203 192H202V189H201V187ZM48 187V188H47ZM89 187V188H88ZM97 187V188H96ZM104 187V186H103ZM102 187V188H103ZM116 187V188H115ZM142 187V188H141ZM173 187H177L176 188V190L173 188ZM196 187V188H195ZM16 188H17V190H16ZM40 188V189H39ZM91 188V189H90ZM101 188V189H102ZM126 188H128L125 192L124 191H122L123 189H126ZM82 189H85V190H82ZM120 189H122V190H120ZM166 189V190H165ZM182 189V190H181ZM184 189V190H183ZM21 190V191H20ZM27 190L29 191V192H27ZM38 190V191H37ZM40 190V191H39ZM45 190H47V191H45ZM69 190H71L70 192H69ZM77 190H78V192H77ZM80 190V191H79ZM189 190H191V191H189ZM195 190L198 192H195ZM26 191V192H25ZM76 191V192H75ZM86 191V192H85ZM147 191V192H146ZM150 191V192H149ZM188 191H189V193H188ZM12 192V193H13ZM86 194H85V193ZM97 192V193H96ZM130 194V195H133V197L132 196H130L128 193ZM144 192V193H143ZM177 194H176V193ZM178 192H180V193H178ZM182 192H187L185 195H184V193H183V195H181V193ZM230 192V191H229ZM23 193H26V195H25V197L27 198H25L24 197V194ZM27 193H28V196H27ZM29 193L31 194L30 195V197H29ZM43 194V195H41V194ZM46 193V194H45ZM92 193H94V194H92ZM124 193H126L125 195H124ZM142 193V194H141ZM117 194L120 196H118L117 197ZM198 194V195H197ZM204 194H202V195H204ZM209 194L211 195V196H209ZM33 195V196H32ZM95 195H97V198H96V196H95V198H94V196ZM114 195V196H113ZM116 195V196H115ZM123 195V197L125 196V198L124 199H122L123 197H121ZM126 195H129V197L128 196H126ZM144 195V197H145V199H144V197H142V196ZM148 195V196H147ZM196 195V196H195ZM31 196H32V198H31ZM75 198H74V197ZM88 196H89V198H88ZM168 196V197H167ZM200 196H201V198H200ZM208 196V197H207ZM213 196V197H212ZM226 196V195H225ZM20 197H24V198H21L20 199ZM29 197V198H28ZM34 197H36L37 198V202H34V201H36L35 199L36 198H34ZM49 197H50V200L52 201V203L50 202V200H49ZM74 199H73V198ZM87 197V198H86ZM132 197V198H131ZM147 197H150V199L149 198H147ZM170 197V198H169ZM179 197V198H178ZM184 197V198H183ZM189 197V198H188ZM191 197H192V199H191ZM199 197V198H198ZM206 197V198H205ZM213 199H211V198ZM84 198V199H83ZM118 198H119V200H118ZM197 198V199H196ZM18 199V200H17ZM19 199H20V201H19ZM29 199H33L32 200V202H31V200H29ZM39 199H40V201H39ZM48 199V200H47ZM53 199V200H52ZM89 199V200H88ZM90 199L93 201V203L90 201ZM122 199V200H121ZM132 200V202H133V204L135 205H133V208H132V205H131V203L132 202H130L131 200ZM146 200V201H148V202H150V204L149 203H146V204H143L145 201L144 200ZM150 201H149V200ZM163 199V200H162ZM195 199V200H194ZM202 199V200H201ZM209 199H210V201H209ZM21 200L24 202H22V203H19V202H21ZM24 200H26V201H24ZM120 200L122 201L121 203L122 204H120ZM125 200H128L129 202H127V201H125L126 202V204L127 205H129L128 207L130 208H128L127 209V205L126 204H124L125 205V210H128L127 212H123L124 211V205H123V203H125L124 201ZM153 200V201H152ZM167 200V201H166ZM171 202H170V201ZM190 200H191V203L194 205V206H201V207H203L204 208V211H205V215L207 216H205L206 217V220H205V217H204V219L202 220L203 222L202 223H200V224H202L201 226H200V224L198 225L199 227V229H201L202 228V226H203V230H205L204 231V233H203V230L201 229L200 231H199V229L197 228V226H194V224L196 223V220H195V218H196V214H194V211H196V209L197 208H193V205L190 203ZM197 200V201H196ZM206 200H208L207 201V203H206ZM212 200V201H211ZM56 201V202H55ZM69 200L67 199V202H68ZM71 201H72V203H71ZM142 201H144V202H142ZM166 201V202H165ZM215 201V202H214ZM47 202H50V204L49 203H47ZM75 202H77V203H75ZM80 202V203H79ZM97 202V203H96ZM142 202V203H141ZM152 202V203H151ZM168 202V203H167ZM197 204H195V203ZM205 202V203H204ZM18 205H17V204ZM37 203V205H35ZM71 203V204H70ZM74 203V204H73ZM83 203V204H82ZM86 203V204H85ZM116 203V204H115ZM156 203V204H155ZM158 203V204H157ZM186 203V204H185ZM188 203V204H187ZM201 203V204H200ZM213 203V204H212ZM218 203H220V201H218ZM224 203H225V205H224ZM22 204H27V207H24L25 205H23V208H24V211H23V208H22V206H20V205H22ZM40 204V205H39ZM51 204H53V205H51ZM78 204V205H77ZM81 204V205H80ZM91 204V205H90ZM93 204H96V205H93ZM112 204V205H111ZM113 204H115V205H122V207L121 206H119V207H117V206H114ZM148 204V205H147ZM151 204H153V206L151 205ZM168 204V205H167ZM191 204V206H189ZM210 206H209V205ZM223 204V205H222ZM55 205V206H54ZM70 205V206H69ZM74 205V206H73ZM85 205V206H84ZM87 205H89L90 207H88ZM93 205V206H92ZM131 205V206H130ZM141 205H143L144 207L145 206H147V208H148V210H147V208H145V210H144V208H143V206H141ZM171 205V206H170ZM185 205V206H184ZM19 206H20V208H19ZM39 206H41L42 208H39ZM52 206H54L53 207V209H54V211L53 210H51V208H52ZM56 206H57V208H56ZM81 206V207H80ZM216 206V207H215ZM220 206V208H218ZM225 206V207H224ZM33 207H32V205H31V210L33 209ZM45 207V208H44ZM48 207V208H47ZM49 207H51L50 209H49ZM61 208V211H60V208ZM73 207V208H72ZM79 207V210H77L76 211V209ZM94 207V208H93ZM121 207V208H120ZM136 207H137V209H140V211L142 212V214L143 215H140V213H139V211H138V213H136L135 212V210H136ZM208 207V208H207ZM222 207H224V210L225 211H223L222 212ZM22 208V209H21ZM26 208H27V210H26ZM85 209V212L87 213H85L83 210H81V209ZM116 208H119V210L117 209L116 210ZM142 208H143V210H142ZM163 208V209H162ZM191 208V209H190ZM202 208V209H203ZM211 208V209H210ZM46 209V210H45ZM49 209V210H48ZM58 209V210H57ZM88 209L90 210V211H88ZM93 211H92V210ZM123 209V210H122ZM135 209V210H134ZM180 209V210H179ZM190 209V211H188ZM206 209V210H205ZM213 209H215L216 211H214ZM220 209H222V210H220ZM1 210V209H0ZM42 210L43 211H46V215H44L45 214V212H43L42 213ZM75 210V211H74ZM98 210V211H97ZM121 210V211H120ZM134 210V211H133ZM164 210V211H163ZM170 210V211H169ZM176 210V211H175ZM183 210V211H182ZM192 210V211H191ZM209 210H210V212H209ZM211 210H213V211H211ZM47 211H49V214H47ZM51 211V212H50ZM83 211V212H82ZM118 211H120V212H118ZM133 211V212H132ZM188 211V212H187ZM219 211V212H218ZM58 212H59V214H58ZM66 213V214H64V213ZM71 212V213H70ZM98 212V213H97ZM117 212V213H116ZM169 212H170V214H169ZM184 212H185V215H187V213H188V215L187 216H189L190 214H189V212L191 213V215H193V217H191V215H190V217H185V216H183L184 215ZM208 212V213H207ZM218 212V213H217ZM221 212H222V214H221ZM38 213V212H37ZM52 213H54L53 215H51ZM75 213V214H74ZM80 213V214H79ZM125 214V216H124V214ZM135 213V214H134ZM216 213V214H215ZM227 213V212H226ZM32 214V215H31ZM63 214L65 215V216H67L66 218H65V216H63ZM68 214V215H67ZM73 214V215H72ZM82 214H84V215H82ZM88 214H90V216L91 215H96L95 217H97V218H95L94 216H88ZM133 216H132V215ZM144 214H145V216H144ZM180 215V217H179V215ZM24 215V216H23ZM47 215H48V217H47ZM61 215H62V217H61ZM114 215V216H113ZM121 215H122V217H121ZM130 217H129V216ZM163 215H165V213L163 214ZM210 215H211V217H210ZM221 215V216H220ZM49 216H50V218H49ZM55 216H58V222H57V217H55ZM76 216V217H75ZM79 218H78V217ZM85 216H87V217H85ZM129 217V219H127L128 217ZM137 216H138V218H137ZM143 217V220L141 219V217ZM212 216H213V218H212ZM2 217H4V216H2ZM60 217V218H59ZM91 219H90V218ZM170 217H171V215H170ZM176 217V218H175ZM183 217H185L184 218V220L185 219H194V221L193 220H190L191 222V224L189 223V220H188V222H187V220H185L184 221V223H183ZM219 217H220V220L221 221H219L218 219H219ZM221 217H222V219H221ZM234 217V216H233ZM12 218V219H13ZM17 218V219H16ZM52 218H54L53 220H52ZM74 218V219H73ZM77 220H76V219ZM80 218H82V219H80ZM84 218H85V220H84ZM87 218V219H86ZM89 218V219H88ZM119 218H120V220H119ZM20 219V220H19ZM45 219H46V221H50V220H52L53 222H55V224L52 222H49L50 224H54L53 226V228L54 229H52V226H50L49 225V228H50V230H49V232H51L52 233V236H51V233L49 234V232L47 231V229H36V232L35 231H33L34 229H32V227H34L35 225L37 226V227H40L41 226V228L45 225ZM56 219V220H55ZM62 219V220H61ZM95 220V221H91V220ZM97 219H100L99 221L97 220ZM103 219V220H102ZM124 219H125V221H124ZM132 219H133V221H132ZM140 219H141V222H140ZM179 219V220H178ZM208 219V220H207ZM64 220H65V222H64ZM96 220H97V222H96ZM102 220V221H101ZM118 220V222L116 223V221ZM128 220V221H127ZM145 220V221H144ZM181 220V221H180ZM19 221V222H18ZM23 223H22V222ZM63 221V222H62ZM71 221H72V223H71ZM85 222V224H84V222ZM131 221V222H130ZM144 221V222H143ZM222 221H223V223H222ZM18 222V223H17ZM28 222H32L31 223V225H28ZM75 222V223H74ZM77 222V223H76ZM104 224H102V223ZM114 222V223H113ZM121 222V223H120ZM182 222V223H181ZM185 222H186V224H185ZM192 222H195V223H192ZM212 222V223H211ZM217 222H219V224L217 223ZM29 223V224H30ZM36 223H38V225L36 224ZM40 223H42V225H40ZM57 223H58V226H57ZM90 223V224H89ZM95 223L98 225H95ZM116 223V224H115ZM124 223H126V224H124ZM130 223V224H129ZM138 223V224H137ZM141 223V224H140ZM177 223H179V225L177 224ZM188 223V224H187ZM208 223V224H207ZM214 223V224H213ZM221 223H222V225H221ZM62 224V225H61ZM72 224H74V225H72ZM80 224V225H79ZM89 224V225H88ZM101 224V225H100ZM122 224V225H121ZM144 224V225H143ZM177 224V225H176ZM181 224V225H180ZM198 223H196L195 225H197ZM211 224V225H210ZM215 224H217L216 226H217V228L216 227H214L215 226ZM27 225V226H26ZM40 225V226H39ZM78 225V226H77ZM85 225V226H84ZM93 225H95V226H93ZM99 225H100V227H102V225H103V227L102 228H99ZM143 226V228H142V226ZM147 225V226H146ZM176 225V226H175ZM184 225V226H183ZM220 225V226H219ZM18 226H19V228H18ZM29 226V227H28ZM35 226V227H36ZM62 227V229H61V227ZM83 226V227H82ZM90 226H92V227H90ZM114 226H115V229H114ZM118 226H119V228H118ZM127 227V229H126V227ZM145 226V227H144ZM148 226H149V229H147L148 228ZM22 227H25V229L23 228V230L24 231H22L21 230V228ZM31 227V228H30ZM57 229H56V228ZM74 227H76V228H74ZM77 227H79V228H77ZM87 227V228H86ZM94 227V231L92 230V228ZM99 229H98V228ZM105 227H107V229H105ZM117 227V228H116ZM147 227V228H146ZM159 229H158V228ZM169 227H171V228H169ZM172 227H173V225H171V226H168L166 229H171L172 230V235H173V237H172V235H171V231L170 230H168V237L169 238H173L172 239V242H174L173 240L174 239H176L177 238V232L175 231V228L173 227V229H172ZM29 228V229H28ZM112 228L114 229L113 231H112ZM121 228V229H120ZM126 230H125V229ZM139 228V229H138ZM157 230H156V229ZM185 227H184V229H186ZM15 231H17V232H14V230ZM20 231H19V230ZM26 229H28V230H26ZM31 229H32V233L34 234H32L31 233ZM61 229V230H60ZM67 229H69V230H67ZM83 229V230H82ZM100 229H101V231H100ZM107 231H105V230ZM108 229L111 231V233L108 235V233L110 232V231H108ZM132 229V230H131ZM135 229V230H134ZM221 229H224V226L221 228ZM30 230V233L33 235H31L30 233H28L27 234V231H29ZM39 230H40V232L41 233H39ZM53 230V231H52ZM66 233V235H72V237L70 236V237H68L66 240L67 241H65V237H67V236H65L64 237V235H65V233L63 232V231ZM74 230V231H73ZM79 230V231H78ZM92 230V231H91ZM121 230V231H120ZM128 230H131V233L130 232H128ZM140 230H142V231H140ZM152 230V231H151ZM4 231H5V233H4ZM12 231H13V233H12ZM22 231V232H21ZM26 231V232H25ZM38 231V232H37ZM43 231H45V232H43ZM47 231V232H46ZM55 231V232H54ZM58 233H57V232ZM70 231V232H69ZM83 231V232H82ZM103 231V232H102ZM117 231V232H116ZM120 231V232H119ZM127 231V232H126ZM202 231V232H201ZM9 232V233H8ZM21 232V233H20ZM55 233V235L58 237V238H54L55 237V235H54V233ZM100 232V233H99ZM101 232H102V234H101ZM119 232V233H118ZM126 232V233H125ZM134 232H136V233H134ZM144 232V233H143ZM145 232H148V233H146L145 234ZM151 232V233H150ZM154 232V233H153ZM209 232H208V234H209ZM217 232V233H218ZM11 233V234H10ZM18 235H17V234ZM20 233V234H19ZM35 233H36V236L38 235V237L40 238L41 236H39V234L41 235V234H44V241H46V242H43L42 241V239H32L31 238V236L32 237H36L35 236ZM39 233V234H38ZM45 233H48V235H46ZM84 233H85V235H84ZM92 233V234H91ZM105 233V234H104ZM114 234V236H113V234ZM116 233H118V234H116ZM140 234V235H137V234ZM155 233H156V235H155ZM200 233V234H199ZM203 233V234H202ZM215 233H213L214 235H215ZM216 233V234H217ZM7 234V235H6ZM13 234H14V238L13 237H11V236H13ZM21 234L23 235V234H25V235H23V236H21ZM62 235V238H61V235ZM95 234V235H94ZM101 234V235H100ZM127 234V235H126ZM130 234V235H129ZM134 234V235H133ZM141 234H142V238H141ZM159 236H158V235ZM3 235V236H2ZM4 235H5V237H4ZM16 235L17 236H20V237H18V239L20 240H15V239H17V237H16ZM53 235H54V237H53ZM106 235L107 236H109V237H106ZM125 235V236H124ZM144 235V236H143ZM148 235H150V236H148ZM200 235V236H199ZM213 235V236H214ZM218 235V234H217ZM217 235H215L214 237H217ZM24 236H26L25 238H24ZM78 236H79V240H77L78 239ZM88 237V238H86L85 240H84V238L85 237ZM96 236V237H95ZM98 236H102V237H98ZM135 236V237H134ZM199 236V237H198ZM7 237H8V239H7ZM9 237H11V239H13L12 241V243L13 244H10V242H11V239L9 240ZM49 237H53L54 238V243H55V240H56V242H57V244L56 245H58V241L60 242L59 243V245H61V246H57L56 247V245L55 244H53L52 243V241H53V238H52V240L51 239H48ZM59 237L61 238V239H59ZM63 237H64V239H63ZM89 237H91V238H89ZM96 239H95V238ZM116 239H115V238ZM119 237V238H118ZM132 237V238H131ZM146 238V242H144L145 241V238ZM203 237V238H204ZM208 236H207V234H206V237H205V239L207 238ZM5 238V239H4ZM24 238V239H23ZM28 238H30V239H28ZM37 238V237H36ZM69 238H70V240H69ZM75 238V239H74ZM95 240H94V239ZM97 238H98V240H97ZM108 238V239H107ZM139 238H141V239H139ZM158 238V239H157ZM7 239V240H6ZM57 239H59L58 241H57ZM110 239V240H109ZM126 239V240H125ZM140 241H139V240ZM8 240H9V242H8ZM29 240H30V243H28L29 242ZM32 240V241H31ZM47 240H48V242H47ZM132 240V241H131ZM136 242V243H139V245L138 244H136L134 241ZM5 241H6V243H7V245L5 246ZM23 241V242H22ZM34 241H36L35 242V244L33 245V243H34ZM40 242L39 244H41L40 246H37V245H39L37 242ZM41 241L43 242V246H42V243H41ZM63 241V242H62ZM64 241H65V243H64ZM84 241V242H83ZM96 241V242H95ZM104 241V242H103ZM110 241H112V242H110ZM118 241V243H116ZM143 241V242H142ZM15 242H16V244H15ZM67 242V243H66ZM72 243V245L71 246H69L71 243ZM76 242H78L77 244H76ZM80 242V243H79ZM97 242H98V244H97ZM102 242V243H101ZM131 242V243H130ZM152 242V243H151ZM158 242V243H157ZM48 243H52L53 245H50V244H48ZM81 243H83L82 245H81ZM95 243H96V245H95ZM146 243V244H145ZM196 243H197V241H196ZM9 244L10 245H12V248H11V246H9ZM20 244V245H19ZM26 244H27V247H26ZM32 244V245H31ZM85 244V245H84ZM87 244V245H86ZM104 244H105V246L107 247V248H105V246H104ZM120 244H121V246H120ZM135 244H136V246H135ZM147 244H149V245H147ZM154 244V245H153ZM156 244V245H155ZM174 244V246H176L177 245V241L175 240V242L173 243ZM176 244V245H175ZM4 245V246H3ZM16 245H18V248L16 249ZM21 245H22V247H21ZM28 245H30V246H32V250L31 249H29L30 248V246H28ZM37 246L36 247V254H37V256H36V254H34L35 252H34V246ZM45 245H48V246H46V248L47 247H49V248H47V252L50 250V252L51 253H49V257H50V255H53L52 257H50L49 259L47 258V256H48V254H45L46 253V248H44L45 247ZM52 246V247H50V246ZM73 245H74V247H73ZM94 245H95V247H94ZM113 245H114V247H113ZM124 245V246H123ZM131 245H132V248H131ZM26 247V249H24L25 247ZM62 246H63V248H62ZM68 246V247H67ZM78 246V247H77ZM97 246V247H96ZM120 247V249L118 248V247ZM146 246V247H145ZM10 247V248H9ZM14 247V248H13ZM39 247V250H37V248ZM40 247H42V248H40ZM69 247H70V249H69ZM82 247V248H81ZM88 247H89V249H88ZM91 247V248H90ZM93 247V248H92ZM112 247H113V249H112ZM136 247V248H135ZM222 247H225V245L224 246H222ZM3 248V249H2ZM8 248V249H7ZM23 248V249H22ZM58 248H60V249H58ZM72 248V249H71ZM74 248V249H73ZM76 248H77V250H76ZM83 248H85V250H86V252H82L83 250ZM129 248V249H128ZM135 248V249H134ZM144 248V249H143ZM149 248V249H148ZM226 249H227V247H225ZM225 248H221L220 249V251L223 253V254H225V252H226V249ZM13 249V250H12ZM21 249V250H20ZM29 249V250H28ZM40 249H41V251L43 252V251H45L44 252V254L41 256V254H40V256H39V253H41L40 252ZM45 249V250H44ZM53 249V250H52ZM99 249V250H98ZM106 249V250H105ZM136 249H138V250H136ZM140 249H143V250H141V251H139ZM146 249V250H145ZM223 249H225V251L223 250ZM5 250V251H4ZM8 250H9V252L11 251V252H15V253H13V254H11V252L9 253L8 252ZM25 250L27 251V252H29V251H31L30 253L32 254H34L35 256L34 257H32L33 255H28V253H26L25 252ZM52 250V251H51ZM60 250V251H59ZM68 250V251H67ZM72 250V251H71ZM91 250V251H90ZM112 250H113V252H112ZM119 250V251H118ZM148 250H150V251H148ZM181 250V249H180ZM180 250H178V251H180ZM223 250V251H222ZM66 251V252H65ZM71 251V253H69ZM74 251L75 252H77V253H75L74 254ZM95 251H96V254H95ZM98 251V252H97ZM101 251H103V252H100ZM109 253H108V252ZM118 251V252H117ZM132 251V252H131ZM138 251V252H137ZM152 251V252H151ZM178 251H175V252H178ZM182 252H183V250H181ZM220 251H218V253H220ZM5 252V253H4ZM8 252V253H7ZM20 252V253H19ZM39 252V253H38ZM63 252V253H62ZM80 252V253H79ZM89 252V253H88ZM91 252V253H90ZM110 252H111V254H110ZM116 252V253H115ZM135 252H137V254L135 253ZM139 252H142V253H139ZM145 252V253H144ZM149 252V253H148ZM155 252V253H156ZM214 252H217V251H214ZM212 253L213 254V256L210 258V260L211 259H213V257H214V254H216L215 255V257H214V259L211 261L212 263H213V261L214 260H216V259H218V263L217 264H222V262H223V259H221V257L222 258H224V256H221V257H219L220 256V254H219V256H218V253ZM25 254V256L26 255H28L27 256V258L25 257V259H23V257H21V255L23 256L24 254ZM29 253V254H30ZM53 253H55V254H53ZM59 253H60V256H59ZM71 254V255H69V254ZM88 253V254H87ZM119 253V254H118ZM150 253H153V255H156V257H154L152 254H150ZM12 256H11V255ZM16 254V255H15ZM19 254H21V255H19ZM77 254H79V255H77ZM84 254V255H83ZM107 254V255H106ZM133 254V255H132ZM135 254H136V256H135ZM181 255H182V253H180ZM186 253H184L183 252V255L184 256H178V257H176L175 255H174V259H173V261H174V263L173 264H175V263H177V264H187L186 262H188V256H187V254L185 255ZM223 254H221V255H223ZM6 255V256H5ZM13 255H15V257L16 256H18V257H14ZM67 255H69V257H71L70 258V260L68 259L69 257L67 256ZM86 255V256H85ZM112 255V256H111ZM115 255V256H114ZM116 255H117V257H116ZM132 255V256H131ZM142 257H141V256ZM151 257H150V256ZM226 255H229L228 254V251L226 252ZM225 255V256H226ZM2 256H5L4 258L2 257ZM31 256V257H30ZM134 256V257H133ZM187 257L186 259L184 258V259H182V257ZM13 258V259H10V258ZM19 257H20V259H19ZM40 257H41V259H40ZM54 257V258H53ZM56 257V258H55ZM66 258V260H65V258ZM68 257V258H67ZM77 257V258H76ZM99 257V259H97ZM102 259H101V258ZM104 257V258H103ZM106 257V258H105ZM108 257V258H107ZM129 257H130V259H129ZM132 257V258H131ZM140 258L139 260L137 259L136 260V258ZM217 257V258H216ZM219 257V258H218ZM32 259H34L32 262H31V260ZM36 258V259H35ZM74 258H76V259H74ZM125 258H127V261H125L124 262V260H125ZM134 258V259H133ZM177 258H181L183 261H181V262H183V263H181L180 262V260L178 261V259ZM18 259V260H17ZM29 259L30 260V262H29V260L27 261V260ZM47 259V260H46ZM56 259V260H55ZM60 259H62V261L60 260ZM74 259V260H73ZM95 259V260H94ZM104 259V260H103ZM110 261H109V260ZM145 259V258H144ZM154 261H153V260ZM157 259V260H156ZM39 260H40V262H39ZM55 260V261H54ZM64 260V261H63ZM68 260V261H67ZM71 260H73V261H71ZM142 260V261H141ZM156 260V261H155ZM175 260H177V261H175ZM219 260H221V262L219 261ZM13 261H15V262H13ZM118 262V263H116V262ZM151 261V262H150ZM153 261V262H152ZM172 261V262H173ZM185 261V262H184ZM13 262V263H12ZM21 262V263H20ZM27 262V263H26ZM48 262V261H47ZM56 262V263H55ZM76 262V263H75ZM99 262V263H98ZM120 262V263H119ZM131 262V263H130ZM214 262H216V261H214ZM220 262V263H219ZM67 263H65V264H67ZM37 264V263H36ZM48 264H49V262H48ZM224 264V263H223Z\"/></svg>",
	"mask_w": 264,
	"mask_h": 264
}]
</instances>
